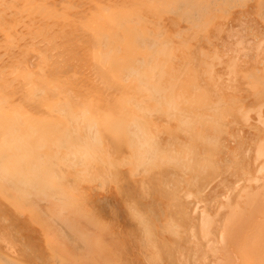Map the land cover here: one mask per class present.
<instances>
[{
  "label": "bare ground",
  "instance_id": "6f19581e",
  "mask_svg": "<svg viewBox=\"0 0 264 264\" xmlns=\"http://www.w3.org/2000/svg\"><path fill=\"white\" fill-rule=\"evenodd\" d=\"M216 1L217 0H213V1H211V0H0V264H27V263L23 262L22 259H20V261L19 260L16 261V258L14 257V256H16L15 249H14L16 242L19 243V245H18L19 247L16 246V248H19V252L21 251L23 256L26 254V252L29 253V249H28V246L26 243L27 242L26 237L28 236L27 235L28 227L29 228L31 227L30 228L31 230L29 229V231H31V236H33L32 234H34L35 231L38 232V229L36 230L37 227L33 229L34 230V232H33L32 226L34 227V226H36V224L32 225L31 224L32 220L29 221L27 219L28 211H29L27 203L30 205L32 204V206H31L32 209L31 208L30 209L32 210V213H33V210H35L36 214L37 213L40 214V212H39V209L36 208V209H38V212H37L35 207H37L38 203L40 205L43 203L42 204L43 206L38 205L43 209V210H41V214H43V215L40 214L42 220L40 217L39 218H40L41 222L46 221V223H44L45 224L44 226H46L48 224L47 228H49L48 230L50 231V234H51V240L54 238L52 243H56V240L57 241L59 240V242L57 243L58 245L56 247H58V246L66 247L67 246V248H68V246H69L68 251L70 252L71 256H72V254L75 255V253H77V255H78V253H79L77 258H78V261L80 264H82L81 262L84 261L83 258L85 259V258H87V256L89 257V255H91L90 257H92V258L95 256L96 260L98 259L97 258L98 254H96L97 252L95 253V251L97 250V249L95 250V245H96L95 243L96 242H94L93 239L95 237H97V235H99V234L93 233V232L98 229V232L100 233V230L102 229L103 225L100 227V223H99L97 228H96L97 223L95 224V229L91 230V232L94 234L93 235L94 237H93V236H91L92 234L89 231L91 228H89V230L87 231L88 234L83 232L84 230H82V227L85 229V231L87 228V227H84V226H87V222L85 221V218H84V215H85L84 211L85 210L82 207L81 208L83 210L84 215L79 213L80 206H78V209L76 208V211L78 212L77 213L78 217H75V212H74L75 210L73 211L71 209V207L73 208L72 204H70V207H67L66 206L67 202H66V205H65V203H63L64 206H62L60 204L61 201L59 203V198L56 199L57 194H59L58 190H57V192H55V193H57L56 195L53 194L54 192L51 193V191H49L50 192L49 194L51 195V198L53 197L54 200L58 201V206L60 208L58 206H57L58 208L56 207L57 204H55V201L53 203V200H52L53 198L51 199L52 202L50 200V197H48L49 198L48 199L46 196V199H45L44 196L47 194L49 187L47 188V191H45L46 189L44 188L45 195H44V193L42 195L44 200H46V203L42 200V198L40 199V195H39V200L41 202H38L37 200H35V198L38 199V197L33 196V193L31 192V185L32 186L34 185L36 187V185H38V184H34V183H37V179L42 178L43 176H46V178H47L48 176H50V174H54L55 168H56V170L59 169V172H58V170L56 172L57 175L60 174L61 176L62 175L64 176V174H65L63 181L66 178V172L69 171L68 168H73L75 170L74 172L77 174V177L79 176L78 173L80 174L79 168H85V167H87V164L93 163L95 165L96 162H98L100 164V161H101L103 164H105V166L107 165V167L110 166V168H111V166L115 163V161L117 162L118 160H120V158H122L121 156H119V159L117 160L118 155H119V154H117V152H119L120 149L122 150L124 144L127 143L126 145H128V147H130V149H131V153H132L131 156L132 157L136 156V158H137L136 161L145 167H148L151 164H153V167H154V164L156 163L157 158H159V161H157V164H155L156 167L153 168L154 170L149 169V170H151V171H149V174L148 173L146 174V172H145V176H144V174L143 175L141 174L142 176L139 174V176H135V177L136 178L138 177V179L140 177L141 180H143V178H144L143 182L146 186V181H147L148 176H149L150 180L148 179L147 186L149 185L148 189L150 188V186H152L153 189L150 188L151 191H150V189L149 190L145 189V191L148 190L147 191L148 194H150L149 192H154V193L156 192V195L158 197V201H159V198H160V200H164V197H166V199L164 201L169 200V204H167L168 208L165 207V204L167 203V201L165 203H163V201H162L161 204L163 203L162 208L164 206L165 207L164 210L166 212H169L168 209H170L169 207L171 206V204H173V202H172V200L170 201V198L168 199V197H170V196L167 197L166 194L164 195V193H166V191L167 192L169 191L168 188H170V185H168V188L165 191L166 188L163 186L165 184L164 180L169 179L171 177L174 178L175 176H178L179 175L178 172L180 171V169H182L183 167L185 168V165H187L186 168L190 167V170H192L195 173L194 174L195 176H194L193 173H190L189 171L186 170L187 172L190 173V175L192 174L191 178H192L193 182H194V179L196 181L198 179H200L201 181H203V183L200 181L199 185L203 186V184H205V183H207V185H208V181H205V180L207 178H209L208 176H211L210 174L217 173L220 169L223 170V166H225V167L230 166L231 167V165H233L236 160L239 161V159H240L239 158L240 156L239 155L237 156L236 154H240L243 151H246V149H249L246 147L242 148V146H243L242 141L240 144V142H239L240 140H239L238 142H239L240 146H239V144H238V146L241 147L242 149H245V150L242 151V149L240 150V149H238V147H236L237 149H236V151H234L235 155L237 156V158L235 157L236 160H234L235 158L232 159V157H229L230 159L227 160V157H226V160L224 161L225 158H223V160L221 162L220 158L217 156V155H219V153L218 154L215 153L217 151L219 152V150H220V149L217 150L218 146H221V145H219V144H221L220 141H222V142L224 141L223 138H225V137L221 138V135L224 133L226 134V132H227L226 129L228 127L225 128L226 126L224 127V125H228V124H224L223 122L228 121V118H229V115H228L226 121H223L227 115V111H225V110H229L227 108L228 106L223 101L224 97H225V96L223 97L224 94L222 95L221 93L217 92L216 89H219L218 86L214 88L211 85V84L214 85V83H215V84L219 85V87H221L220 86L221 84H219L220 81H218V79H217V76H219V75H217V73L215 75L213 72H211V71H213L214 68L218 67L219 61H220L219 57L217 55L215 56L214 52L213 53L211 52L212 48H213V50H214V48L216 50L217 49L216 47L219 48L218 43H216L217 40L216 41L212 40L213 37L215 36V32H213L214 36L210 33V31L212 29V28H210V26H214V25H212V23H213V21L215 22V18H214L215 14L214 15H212V14L219 9L218 8L219 4ZM228 1L231 2L232 0H228ZM243 1L247 2L245 0H243ZM262 1H261V3H262ZM259 2L257 4H259ZM221 4L223 5V3H221ZM263 4H264V2H263ZM222 5H221V7H222ZM234 6H235V4H234ZM257 7H259V6H257ZM236 8H235V10H236ZM233 9H232V12H233ZM262 9L263 8H261L260 11ZM225 10L226 9H224V11ZM241 10H243V9H241ZM257 10H259V8ZM229 11H230V9H229ZM255 11L256 10H254V12ZM226 13L222 14L219 11L217 14L226 16ZM234 13H231L232 16L234 15ZM257 13H259V11H257ZM236 14L237 13H235V15ZM218 15H216V16H218ZM227 15L229 17L231 16L230 13L229 14L227 13ZM255 15H253V16H255ZM224 16H222V18H226V17L228 18V16H226V17H224ZM241 16L242 15H240L238 17H241ZM260 16H262V15H260ZM250 17L251 16H249L248 18H250ZM258 17H256V18L258 19ZM245 18H247V16ZM260 18H262V17H260ZM232 19H234V18H232ZM240 19H242V18H240ZM250 19H252V17ZM257 19H255V20H257ZM258 21H260V20L258 19L257 22ZM219 22H221V21L219 20ZM219 22H215V23L218 24ZM224 22L226 23V22H228V20L226 21V19H225ZM229 22L232 24L233 21L232 22L229 21ZM243 22H244V20H243ZM215 23H213V24H215ZM227 27H228V25H227ZM232 27H234V25H232ZM248 27L246 26V31L249 30ZM262 27H264V26H262ZM219 28H221L220 25H219ZM250 28H254V26L253 27L251 26ZM221 30L222 29H220V32L222 33L223 30L222 31ZM261 30H263V29H261ZM251 31L249 30V32H251ZM252 33H253V37H254L255 31L254 32L252 31L251 34ZM260 33H262V32L260 31ZM218 35H222V34H218ZM224 35L225 34H223V36ZM247 35H250V33ZM247 35H246V37H249ZM263 35L264 34H262V36ZM219 38H220V36H219ZM251 39L254 41V39L252 37H251ZM221 41H222V39H221ZM255 41H259V36H258V39L255 38ZM240 43H242V42H240ZM250 44H252V43L250 42ZM244 45H243V47H244ZM234 46H235V44H234ZM204 47H205V49H206V47H211L210 48L211 50L210 49L209 50L212 53V54L210 53L211 56H213V57H209L208 62L211 58L215 59V57H217L219 59V61L217 59L218 63L213 64L214 59L209 62L210 64L205 63V62L204 63L201 62L202 58L204 59L206 56H204V57L201 56L199 49H201V48L204 49ZM260 47H261V45H260ZM257 50H259V49H257ZM256 51L253 50V52H256ZM210 54L208 52V56H210ZM216 54H219V53H216ZM254 54L256 55V53H254ZM260 54H261V52H260ZM203 55H204V53H203ZM225 57H224V59H225ZM228 57H229V55L227 56V61L229 59ZM221 58H223V57H221ZM241 58H242V56H241ZM215 61H216V59H215ZM206 62H207V60H206ZM221 62L222 61H220V65H221ZM231 62H232V60H231ZM202 63L206 64L205 67L210 65V67H208V68L206 67L208 70L204 68ZM232 63H234V62H232ZM258 63H256V64H258ZM211 65L212 66L215 65V67L212 69ZM223 65H226V63L225 64L222 63V66ZM232 65H235V64H232ZM229 66H230V64H229ZM227 67L228 66L226 65V68ZM232 67H234V66H232ZM232 67H230V68H232ZM247 67H249V66H247ZM252 67H253V65H252ZM209 68H211L212 70ZM230 68H228L229 70L226 69V71L230 72V71L234 70V69L230 70ZM254 68H250V70H248V72L251 71V73L253 72L252 74L257 76L259 74V72H258V74L254 73V71H253ZM219 69H220V67H219ZM259 69H257V70H259ZM262 69H263V67H262ZM243 70H244V68H243ZM208 71L213 73L214 77L212 74H211L212 77H209L210 73H208ZM235 71L237 72V70H235ZM263 71L264 70H262V72ZM214 72H216V71H214ZM248 72L246 71L245 78H246V76H248L247 75ZM224 73H226V72H224ZM218 74H219V72H218ZM226 74H229V73H226ZM239 74H237V75L239 76ZM262 74L260 73V76L262 75L264 77V73H262ZM240 75H242V74H240ZM254 75H251V76L254 77ZM258 77H259V75H258ZM258 77H255L256 78L255 81L260 80ZM224 78H228V77H224ZM207 79L209 80V82ZM219 79H222V77ZM248 79L247 80L245 79L247 81L246 83L248 84V81H249V83L251 85V83L254 82L253 81L254 79L253 78H252V80H248ZM210 81H212L214 83L210 84ZM222 81H221V83H222ZM235 82H237V81H235ZM256 83L254 82L253 85H255ZM243 84L244 83H242V85ZM241 86H240V90L243 89V88H241ZM244 86H246V84ZM258 86H259V82H258ZM258 86H256V88ZM226 88H228V86ZM234 88H236V87H234ZM229 89H231V88H229ZM251 89L255 90V88H251ZM220 90H223V89L221 88ZM238 90H239V88H238ZM257 90H259V89H257ZM257 90H255V92ZM245 91H247V90H244L243 94L245 93ZM223 92H224V90H223ZM253 92H251V93L254 95ZM236 93H239V92L236 91L235 95H236ZM240 93H241V91H240ZM259 94H261V92ZM259 94H257V95H259ZM249 95H250V93H249ZM261 95L264 96V94H261ZM237 96H240V94H237ZM236 97L234 96V98H236ZM237 98L235 99V101L237 100L236 104H239V102L241 103L244 101V100L239 101V99H237ZM242 98H243V96H242ZM254 98H255V96L254 97H252V96L247 97L248 101L250 99L253 100ZM256 99L257 98L254 99L255 103L257 101L258 102L261 101V99H259L260 101L258 99L257 100ZM240 100H242V99H240ZM221 102L223 103V105ZM248 103H247L248 105H251V102H248ZM224 104L227 106L226 108H225ZM247 104H246V107L248 106ZM254 104H252V105H254ZM260 104H259V106L255 104L256 106H254V107L257 109L262 108L263 105H260ZM244 110H245V107H244ZM260 111H261V109L258 112H260ZM229 112H231V111L229 110ZM249 112H252V114H253V112H255V110L254 109H248V114H249ZM262 112H263V110H262ZM245 113H247V109H246ZM233 114L234 113H231V116H234L231 120H233V119L235 120V115L237 116L236 113H235V115H233ZM260 114H261V112H260ZM257 115L258 114L256 111L255 118H257L256 117ZM246 116L248 117V115H246ZM253 116H254V114H253ZM242 117H245V116L243 115ZM252 118H254V117H252ZM262 118H264V117H262V115H260V116H258V118L256 120L259 119V122H260V120ZM236 120H238V119H236ZM247 120H251V119L248 117ZM259 122H258V125L260 124L259 125L260 127L258 128V126H256V129L260 130L262 127L263 133H264V125L261 126L262 122H260V123ZM239 123L242 124L240 121H239ZM253 123L255 124L254 121H253ZM244 125H245V129H247L249 127L248 126L246 128V125H247L246 123ZM163 126H167L166 128L168 129V133L166 132L162 136V133H163L162 130L165 131V128H163ZM229 126H230V124H229ZM241 126H243V125H241ZM241 126H240V129H241ZM237 128H238V126H237ZM55 129H56V131L54 133L53 131ZM249 130L250 129L248 128V131ZM228 131H229V129H228ZM235 131L237 134V131H239V130L236 129V130H234V132ZM249 132H251V131H249ZM254 132L253 131L251 132V134L253 133L254 140H250L251 138L247 139V140H249L248 145L250 143L252 146L251 150H253V146L255 145V144L252 145L251 142L255 143V140L257 139L256 140L257 147L259 146V144L264 142V141L260 140L259 144H258L257 143L258 138H256V136L254 135ZM52 133H54V136H55V138H54L55 142L51 143L54 150H52V153L50 151H48L49 149L47 151L50 154H52V156H51L52 160H49V161H53V162L48 164L46 160L45 161L43 160V157L45 154L43 153L44 154L43 155L41 153L42 155L33 156L34 162L31 166H29L30 154L31 153L33 154V150L35 151L37 146H38V148H40L39 146L45 145L51 139L50 138L48 140L46 138L48 136L49 137L53 136ZM122 133H125V134H123L124 136L122 135ZM261 133L262 132L257 131V133H255V134L260 135ZM248 134H250V133H248ZM251 134L249 135V137L251 136ZM225 136H229V133L227 132V134ZM253 136H252V139H253ZM121 137H123L122 139H124V140H122ZM239 137H238V139H239ZM261 137H263V139H264L263 134ZM228 138H225V139H228ZM233 138L234 137L232 136V140H233ZM245 138L246 137H244L243 140H245ZM119 139H121V140H119ZM259 139H260V136H259ZM118 141H119V145H117ZM124 141H125V143H124ZM162 142H164V143H162ZM243 142H245V141H243ZM161 143H162V145H161ZM233 143L234 142H232V144ZM235 143L237 144V140ZM225 145L228 146L227 143ZM248 145H247V147H248ZM262 145L264 146V143H262L260 147H263ZM71 146H73L74 149H72ZM119 146H121V147H119ZM34 147H36V148H34ZM105 147H106V150L104 149ZM110 147L115 149L114 151H116L115 153L117 154L116 159L112 158L113 155H112ZM128 147L125 148V146H124L123 149H128ZM224 147H223V149H224ZM68 148H70V149H68ZM101 148L104 149V151L102 150L103 153L100 152ZM41 149L43 151L45 150L42 147H41ZM223 149H221L220 151H223ZM228 149L229 148H227V150ZM256 149L258 150V148H256ZM239 150L241 152L237 153ZM251 150H249V151H251ZM124 151H126V150H124ZM127 151H126V153H128ZM263 152H264V149H263ZM126 153L122 156H126ZM225 153H227V152H225ZM232 153L233 152H231V154ZM243 153L245 154V152H243ZM258 153H259V151H258ZM116 154H114V155H116ZM231 154L229 152V155H231ZM249 154H252V153L250 152ZM260 154H261V156L263 155L262 157H264L263 153H260ZM224 155H223V157H225ZM242 156H244V155H242ZM252 156H253V154H252ZM252 156H251V158H252ZM78 157H80L81 162H77ZM253 157H255V156H253ZM257 157L262 158L259 156H257ZM130 158L131 157H129V159ZM112 159H115V160H113L114 163L112 162ZM242 160L245 161V158ZM238 161H236V162H238ZM247 161H248V159H247ZM247 161H246V163H247ZM261 161H263V160L261 159ZM232 162H233V164H231ZM240 162L241 161H239V164H240ZM242 162H241V164H242ZM258 162H259V160H258ZM79 163H81V166H78ZM222 163H224V164L222 165ZM254 163H255V161H254ZM132 164H133V162H132ZM236 164H235V166H236ZM101 165L99 166L100 168L102 167ZM65 166H67L68 168ZM250 166H252L251 162H250ZM63 167H65V170L67 169V171L65 173H64L65 170L63 169ZM94 167H93V169H94ZM126 167H124V169ZM243 167L244 166H242L240 168H243ZM52 168H54V169H52ZM254 168L255 167L253 166V168H251V169H253V171L255 172ZM31 169H33L35 171L32 173ZM119 169L120 168H118V171H119ZM121 169H123V167ZM124 169H123V172L126 173V171H124ZM129 169L127 168V170H128L127 174H129L128 172H131V169H130V171H129ZM132 169H133V167H132ZM244 169H246V167H244ZM52 170H54V172ZM99 170H102V169H99ZM203 170H204V174L207 170L206 174H208V176H206V175L202 176L203 173H201L200 176L198 175L200 172H203ZM118 171H116V172H118ZM133 171H134V169H133ZM140 171H141V168L138 172H140ZM181 171H183L184 174L187 173V172H184V170H181ZM240 171L242 172L243 170L241 169ZM246 171H244L245 174H246ZM250 171H252V170H250ZM70 172H71V170H70ZM70 172H68V173H70ZM97 172H99V171H97ZM248 172H249V170H248ZM254 172H253V174H254ZM118 173L121 174L120 172H118ZM142 173H144V172H142ZM189 173L187 174V176L189 175ZM135 174L137 175V173H135ZM157 174H158V178H157ZM184 174H180V176L183 177ZM57 175L54 178H58L59 175H58V177H57ZM130 175L131 174H129L128 176L132 177V179H133L134 176H130ZM242 175H243V172H242ZM68 176H67V179L70 178V175H68ZM71 176H72V174H71ZM106 176H107V174H106ZM117 176H118V174H117ZM245 176H247V175H245ZM89 177H90V174H89ZM110 177H112V176L110 175ZM122 177L123 176H121V175L119 176L120 179ZM126 177H127V175H126ZM159 177L162 178V179H160L161 180L160 182H162L164 184L158 182ZM185 177H183L184 179H182L181 177L180 178L182 180H184V183H186L187 181L189 182L188 178H185ZM247 177H252L251 173ZM79 178H78L79 185H80V187H82V185H84V183L82 184L81 183L82 181L80 182ZM100 178H101V175L96 176L97 181H100ZM123 178H125V177H123ZM72 179H74V178L72 177ZM80 179H82V176ZM115 179H118V178H115ZM132 179H131V183H127L126 187H128V185H130V184H132V186H133V183H132L133 180ZM138 179H135V180L138 181ZM177 179H179V176L176 177V180ZM111 180L113 181V179H111ZM141 180L138 182L140 183ZM152 180H154V182H156V183L153 182V184H151ZM171 180H172L171 182H172L173 186H175L174 182L178 183V181H175V179H171ZM185 180H186V182H185ZM243 180L244 179H242V181ZM69 181H70V179H69ZM78 181H77V183H78ZM196 181H195V183H196ZM107 182L109 183V181H106V186H107ZM116 182L118 183L119 181H116ZM166 182H167V180H166ZM182 182H181V184H182ZM112 183L113 182H111V184ZM192 183L190 184L191 187H192ZM197 183H198V181H197ZM72 184H73V182H72ZM154 184H156V188H154L155 187ZM166 184H168V183H166ZM181 184H180V189L182 188ZM75 185H76V183H75ZM79 185H77L78 191H77L76 187L74 188V189H76L75 192L77 191V194H78L79 190H80V192L82 191L81 189H79ZM140 185H141V183H140ZM241 185H242V183H241ZM241 185H240V187H241ZM68 186L72 187L71 183ZM158 186H159V188H158ZM252 186H253V184H252ZM89 187H90V184H89L88 188L86 187L87 190L85 189L86 194L88 193V191L90 189H92ZM97 187H98V185L96 184V186L94 188L95 191H96ZM110 187L113 188L112 193L117 192V191H113L114 190L113 184L111 186L109 185V189L107 191H109L111 189ZM117 187L119 188L120 185ZM123 187L124 186L122 184L121 189H119L121 192H123L122 191ZM126 187H125V189H126ZM133 187H136V185H134ZM188 187L189 186L187 185V188ZM106 188L107 187L104 186L103 190H105V192H106ZM157 188L159 190H157ZM237 188H239V187L237 186ZM82 189H83V187H82ZM127 189H131V187L127 188ZM175 189L176 188H174V190ZM202 189H203V187H202ZM202 189L197 190V191H199L198 194L200 196H202V194H201L203 192ZM92 190L90 193H91L93 199H94V196H96V197L98 196V198H99L100 196L94 195L93 193H95V191H92ZM135 190H136V194L138 196L139 195L141 196L142 193L140 191V187H138L137 189L134 188V191ZM137 190L140 191V193H137ZM171 190L173 192L172 194L175 197L174 193L177 191L174 192L173 187H172L169 191V194L171 196H173L171 194ZM195 190H196V188L193 187V193ZM259 190H260V186H259ZM259 190H258V192H259ZM128 191H131L130 194H129V192H127V190L125 192H127L130 196H131V194H134L133 190H128ZM200 191H201V193H200ZM232 191H233V189H232ZM34 192H35L34 194H36V189H34ZM80 192H79V194H80ZM97 192H98V190H97ZM109 192H108L107 196H105L106 198L108 197ZM121 192H117V194H115L116 196L113 195L114 193L112 194L110 192L109 196H111V194H112V197L115 198V197H117V195L119 196ZM237 192H238V190H237ZM99 193L101 195H105L104 192H102V191H99ZM123 193H121V195H123ZM159 193H161V194L159 195ZM193 193H192V200H193V196L198 198L195 195V193H194V195H193ZM234 193L236 194V192H234ZM37 194H38V192H37ZM60 194H62V193H60ZM136 194H135V198H134V195H132L131 199L135 203L136 207L140 206L142 208V209L141 208L135 209V210L140 209L139 210L140 218H141V215L143 216V214H142L144 211L143 207H145L144 209H146V211H147V208H148V210L151 209L149 211L150 214L152 211H154L153 210V208H154L156 210L155 213H152V214H154V216H156V212H158L157 209L159 210L158 215L160 214L159 206L161 204L158 203L157 200L155 202V199H157L155 194H153L154 195L153 199L147 198V201L148 200L152 201V204H151V202L150 203L148 202L149 203L148 206H150V208L147 206V204H145V206H144V204L142 205L140 203L142 200V196L137 197ZM205 194H206V192H205ZM235 194L233 195V197H234L233 200H235ZM53 195H55V197ZM121 195H120V198H123L122 201L124 202L125 197L124 196L121 197ZM161 195H163L162 196L163 199L161 198ZM167 195H168V193H167ZM184 195H185V193H184ZM30 196L34 197V198L31 197V200L33 199L32 203H30L31 200H29ZM125 196H127V195H125ZM150 196H151V194H150ZM65 197L68 198V195L67 196L65 195ZM103 197L102 198L100 197V198L103 199ZM174 197L173 198L171 197V198L174 199ZM69 198H70V196H69ZM71 198H73V196ZM87 198H89V197H87ZM98 198H97V200H98ZM128 198H130V197H127V199H125V200L128 201ZM133 198H134V200H133ZM137 198H140L141 200L139 201ZM144 198H145V196H144ZM144 198H143V200H144V202H146ZM180 198L184 199V197H182V196H180ZM196 198L194 199V201H191L193 208H194L193 203H195ZM202 198H203V196H202ZM207 198H208V201L212 200L211 198L209 199V197H207ZM212 198H213V196H212ZM73 199L76 200V198H73ZM93 199L90 196L88 201L93 200ZM206 199H203V200L207 201ZM227 199H229V198H227ZM252 199L253 198H251L250 200L248 199L249 202H252ZM47 200L50 204V207H49V204H47ZM115 200H116V198H115ZM185 200L186 199H184V202H185ZM189 200H190V196H189ZM82 201H84V200H82ZM99 201L100 200L96 201V198H95L94 203L99 204L98 203ZM176 201H177V199H176ZM179 201H180V199L177 202L178 205H180ZM201 201H202V199H201ZM204 201H202V202H204ZM216 201H217V197H216ZM263 201L264 200L262 199V202ZM34 202L36 204L35 207L33 206ZM85 202L87 203V200L84 201V203ZM90 202L92 203V201H90ZM123 202H121V203H123ZM136 202H138V203H136ZM94 203H92L93 207H94ZM157 203L159 204V206L157 205ZM175 203L176 202H174V204ZM232 203H233L232 200H231L230 204L228 201V204L231 206H232ZM44 204H46V205H44ZM92 204L89 203L90 206H92ZM103 204H104V202H103ZM123 204H125V202ZM123 204L121 206L122 208H124L126 206V204L125 205H123ZM155 204L157 206V209L155 208ZM174 204H173V206H171L172 211L174 213H178V215L180 217L178 209L176 210V207H175L176 205H174ZM182 204H183V202H182ZM185 204L188 205V202H186ZM80 205H82V204H80ZM204 205H205V203H204ZM248 205H249V203H248ZM102 206H100L101 208L98 206V208L101 210V213L97 212V213H99L100 218L103 217L102 215L105 212L104 211L102 213V208L104 207V206L103 207ZM132 206H131V208H132ZM146 206H147V208H146ZM180 206H179V208H180ZM212 206H213V204H212ZM235 206H239V203L235 204ZM47 207H49L48 210H47ZM52 207H53V209H52ZM63 207H65V208L67 207L65 209L66 211H67V209H69L67 211V213L64 209L62 210ZM96 207H95V209L94 208H92V209L97 211ZM174 207H175V210L177 212H175L173 210ZM190 207H191V205H190ZM109 208L113 209V210L110 209V211H114V207L113 208L109 207ZM183 208H186V207H183ZM187 208H188V206H187ZM214 208H215V206H214ZM210 209L212 210L211 207H210ZM221 209H223V208H221ZM107 210H109V209L107 208ZM120 210H118V211H120ZM141 210H142V213H141ZM164 210H162V212H161V214L163 213L162 217L160 214L161 218H163V215L166 216V213L164 212ZM184 210H183V212H184ZM42 211H44V212H42ZM54 211H56L55 213H53L54 215L57 214V212L58 213L60 212V214H61V211H62V213L64 211V213L67 215V216L65 215L66 220H65V218L63 219L61 217V215H58V214L57 215L60 216L61 219H63V221L65 220L64 221L65 225H69L70 227H72V226L75 227V229L72 227L74 229V231L77 230L76 228H78V225H77V219L78 218H79L78 223L80 221L79 225L81 224V222L84 223V226L82 224H81L82 226L80 225L81 231H80V228H78L79 233H76V231L74 232L77 235L75 236L73 234L74 240L72 242L70 240V242L72 244L70 242H68L69 245H66L67 243L65 244L66 246L62 245L63 240L65 242L68 241L69 234H70V232H68V230L70 228L69 226H68L69 228H67L66 226H64L63 221H61V223L59 222L60 227H62V231H61L60 228H57V227H59V224L57 223L59 219L56 221L53 218L55 223L57 224L56 225L57 227L55 226L54 222L52 224H51V222H49V221H52L53 219L48 218L49 217L48 214H50V213L52 214V212H54ZM110 211H108V213ZM122 211H123V209H122ZM126 211L128 212L127 208H126ZM170 211H171V209H170ZM179 211H180V209H179ZM214 211H215V209H214ZM69 212L71 214V215L69 214L70 217L68 216ZM72 212H73V214H72ZM91 212H92V210H91ZM123 212L126 213L125 211H123ZM183 212H181V213H183ZM187 212H188V210H187ZM206 212H207V210H206ZM208 212H210V211H208ZM263 212L260 214H263ZM45 213L48 217L46 215L44 216ZM97 213H96V215H97ZM108 213H107V211L105 212V214L110 215ZM113 213H114V216H113ZM115 213H117V212H111L112 218H110V221L112 219L111 223L114 221L113 224H116L115 223L116 220L114 218L119 219V217H121V216L123 217V215H121V213H120V216L118 214L119 217H115ZM190 213H189V216H190ZM53 214L51 216H53ZM170 214H171V212L168 214L171 217ZM184 214L187 215V217H188V214L183 213L181 215L183 218H184ZM194 214H195V212H194ZM99 215H98V217H99ZM111 215H110V217H111ZM33 216H34V213H33ZM58 216L55 215L54 217H58ZM62 216H64V215L62 214ZM146 216H147V219H149L148 211L144 215V218ZM150 216L154 217L153 215H150ZM194 216H196V214ZM252 216H253V213H252ZM36 217L38 218V215ZM68 217H69V219H68ZM108 217H107V220L109 219ZM122 217H121V219L123 220L124 217L123 218ZM125 217H126V215H125ZM166 217L168 218V216H166ZM166 217H164L163 222L161 221L162 220L161 218L159 221V216H156V218H154V219H157L158 222H160V224L157 223L156 228L153 227L155 229L152 228V226L154 225V222L152 221L153 224L151 223V220H154V219L152 218V219H149L150 221L148 220V223L152 224V226L149 225L148 229L150 230V228H151V231L153 230L154 237H155V233H156L154 231L156 229L161 230L162 226L165 224V221L169 222V220L166 219ZM174 217H176V220H177V216H175V214L172 215V218H173L172 220L174 221ZM198 217H199V215H197V217L193 218L195 222L196 221L199 222ZM259 217H261V215ZM28 218H29V216H28ZM30 218H32V215ZM39 218H38V220H39ZM94 218H96V217H94ZM104 218L106 219V217H103V219ZM190 218L191 217H189V219ZM74 219L76 220V223H75ZM134 219H135V217H134ZM193 219L191 218L192 222H193ZM253 219H254V217H253ZM27 220L29 221L30 225H29V223H27ZM107 220L106 221L104 220V221L107 222V226L109 223V225L111 227L109 220L108 221ZM235 220H236V218H235ZM255 220H257V219L255 218ZM255 220H254V224H255ZM259 220H261V218ZM90 221L88 222L89 226L92 225V222L94 220L91 221V223H90ZM125 221H126L127 227H128V225L130 227H132L134 225V227H132V228L129 227V229L132 231V233L133 232L137 233L136 231H138V230H137V228H135V226H136L135 223L134 222H133V224L131 223L133 221V219H132V221L130 220L131 225H130V223L127 224L126 219H125ZM178 221L179 222H175V223L180 224V219ZM182 221H184V220L182 219ZM62 222H63V224H62ZM67 222L71 223V225L69 223L67 224ZM72 222H74L75 225ZM120 222L118 220L116 228H118ZM207 222L208 221L206 220V223ZM155 223H156V221H155ZM173 223L170 222V224L175 225V223L174 224ZM245 223H246V220H245ZM161 224H163V225H161ZM166 224H168V223H166ZM190 224L191 223L187 224L188 226H186V228L190 227ZM257 224H258V226H257ZM257 224H255L257 226V229L256 228L255 229L257 231H259V229H260L259 226H261V224H259V223H257ZM62 225L65 227L64 229H66L68 237H67V234L65 235L66 232L63 230ZM159 225H160V228H159ZM182 225H183V222H182ZM193 225L198 226L197 222ZM247 225H248V221L246 223V226ZM123 226H125V224H123ZM123 226H120V229L121 228L124 229V233H123V230H122V233L124 235L125 241L127 242V240H130V239L128 236V239L126 240L127 237L125 236L126 235L125 229H127V227L123 228ZM53 227H55V229H53ZM99 227H100V230H99ZM165 227L168 229L167 225ZM165 227L163 226L164 230H165ZM176 227H179V226L176 225ZM263 227L264 226H262V228ZM72 228H70L71 235H72ZM116 228H114V231ZM133 228H135V230ZM182 228H184V226L183 227L180 226V229H182ZM262 228L260 229V231L263 230ZM58 229H59V232L57 231ZM110 229H113V225ZM129 229H127V232H130ZM173 229H175V228H173ZM195 229H197V227H195ZM45 230H46L45 233L48 232V230L46 228H45ZM160 230H158L160 233V234H158L160 240L157 244L156 239L158 238V235L156 233L155 243H156V246L157 245L159 246L161 244L160 248L162 247L165 250L164 253H166V249H168V245H166V243H165L166 246L163 247L164 242L161 241L162 240L161 237L163 235H162ZM178 230H179V228H178ZM201 230L203 231V227L201 228ZM39 231H40V229H39ZM104 231H105V229L102 230V232H104ZM114 231H112V233ZM165 231H163V233H164V238L167 237L166 241L172 240V238H170V236H172L171 233H173V232H171V230L170 231L168 230L167 231V232H169V234H168L167 232L165 233ZM185 231H187V230H184V232ZM202 231H200V232L198 231V233L201 234ZM212 231L213 230H211L210 233H212ZM217 231H218V229H217ZM233 231L235 233H237L236 225H235ZM260 231H259V233H260ZM56 232H57V236L59 235L60 237L57 238L56 236H54V235H56ZM106 232H107V230H106ZM179 232L181 233L180 230H179ZM182 232H183V230H182ZM194 232H196V231L194 230ZM248 232H249V230H248ZM252 232H253V230H252ZM52 233H54V235ZM61 233H63V235H61ZM118 233H120V232H118ZM214 233H215V231H214ZM253 233L255 235V231ZM253 233H251L252 234L251 242L254 239ZM50 234H48V235H50ZM78 234H80L79 239H80V236H82V235H84V236H82L81 239H84L85 235H89L91 240H88V239H90L89 237H86V239L89 241V244H92L90 246H94V248L93 247L90 248L89 244L86 245V243L84 246L83 245L84 243L83 242H82L83 244L81 243V241H82L81 239L79 240V242L81 243L82 246L80 245L79 242L76 243V241L78 240V237H77ZM107 234H109V231L105 235L102 234L101 237H102V239L105 237L104 241L106 240L107 243H111V241H113L114 239L113 240L110 239L111 235L108 237ZM129 234L131 235V233H129ZM165 234L166 235L168 234L169 236H166ZM182 234L185 235V239L184 238L183 239L185 240V243L187 244L188 249H189V245H191V244L188 245V243H187V237H189V234H188V232L179 234L177 231L176 235L179 237L180 236L182 237ZM248 234L250 235V233H248ZM36 235H38V233H36ZM36 235H35V237H36ZM39 235H42V233L41 234L39 233ZM48 235H47V237H48ZM106 235H107V237H106ZM134 235H136V234H134ZM184 235H183V237H184ZM201 235L203 236V233ZM63 236H65V238ZM119 236H121V235H119ZM136 236H134V237H136ZM202 236H201V238H202ZM215 236H216V234H215ZM233 236L236 237L235 234H233ZM38 237H41V236H38ZM38 237L36 239H39ZM76 237H77V240L75 239ZM154 237L153 238L151 237L152 242H153ZM258 237H259V238H257L258 240H256V238H255L256 244L254 243L256 248L253 247L256 249V250L254 249L256 252L258 251L257 244H259L256 241H258V242L260 241L262 243V240H260L261 239L260 234ZM29 238H30V236L28 237V239ZM71 238H69V239H71ZM107 238H109L110 240H108ZM112 238H114L113 235H112ZM173 238H175V236ZM201 238L199 237L200 240H201ZM206 238L209 239L208 236ZM30 239H32V238H30ZM43 239H45L44 236H43ZM136 239H139V237L137 236ZM87 240H86V242H87ZM119 240H118V242H119ZM133 240H134V238H133ZM133 240H130V242H132V244L134 245ZM188 240H190V239L188 238ZM45 241L46 240H44V242ZM91 241H93L94 243H91ZM95 241H96V239H95ZM138 241H140V239ZM173 241H171V242H173ZM176 241H175V243H176ZM229 241L232 245H234V243H232L231 239H229ZM40 242H42V237H41ZM73 242H75L76 245L75 244L74 245L77 249H79V251H76L77 249L76 250L74 249V246H72ZM114 242L115 241H113V243ZM171 242L169 244H171ZM189 242H192V241L190 240ZM221 242H222V240H221ZM224 242H225V240H224ZM247 242H248V240H247ZM29 243H30V241H29ZM119 243L123 244L122 241ZM146 243H147V240H146ZM175 243H173V245H171V247H173V246L176 247V245H174ZM35 244H37V242H35ZM40 244H42V243H40ZM132 244H130V245L132 246ZM183 244H184V241H183ZM201 244H200V248H201L200 250H202V246H203ZM251 244L252 243L249 242L247 245H250L251 250H252ZM44 245H47V242ZM44 245L42 244L41 246L45 248V251L43 250L42 247H40V248H42V250H43L42 252L47 253L46 249H49V247L47 245L48 248H46ZM77 245H79V247H81V250L79 247H77ZM99 245H100V247H99V249H100L101 243ZM127 245H129V244H127ZM127 245L125 246L126 249H128ZM130 245H129V249H130ZM179 245H181V243ZM193 245H194V242H193ZM262 245H263V243H262ZM70 246H72L71 249H70ZM111 246H112V243H111ZM140 246H141V244H140ZM156 246L154 247L155 249L157 248ZM36 247H37V245H36ZM86 247H87V250L84 251V248L86 249ZM135 247L137 248L138 245H135ZM178 247H180V246H178ZM181 247L183 248V245ZM244 247L245 246L242 247V250L244 249ZM263 247H264V245H263ZM67 248L66 249L64 248V249L66 250L65 252L68 253ZM92 248L94 249L93 253L95 255L92 253V250H91ZM160 248L158 247L157 249H160ZM182 248L181 249L176 248V251L174 250L175 248L174 249L171 248V250H174L175 254H176L177 250H183ZM259 248H260V245H259ZM124 249L125 248L123 247V250ZM232 249H233V247H232ZM245 249L246 250H244L243 252L241 250L242 256H241V253L238 254V252H237L238 257L236 256V253L234 254V259H233L232 264H240V260L242 259L241 261H243L244 258H245V261L243 263H245V264H249V263L251 264L253 262H254V264L256 263V260H258V258L257 259L254 258V261L252 262V260H253L252 255L251 256L249 255L250 258L252 257V259H250L251 262L248 261L249 258H248L247 254H249V253L248 252H247V254L245 253V251L248 250V247H245ZM24 250H25V253H24ZM73 250H75L76 252H74ZM88 250L91 251V253H89ZM131 250H132V248H131ZM168 250H167V252H168ZM261 250L263 251V252H261L263 254L262 255V259H263L264 250H263V248H261ZM261 250H259L258 253ZM87 251H88V253H87ZM114 251H116V250H114ZM148 251L149 250H147V252ZM152 251L154 252L155 250H152ZM220 251H221V248H220L219 252ZM49 252H50V250H49ZM83 252H84V254H83ZM144 252H145V249H143L142 254ZM157 252H158V250H157ZM161 252L163 254V251L159 250V254L157 253V255L159 256L160 259H162V257H163L166 260L167 257H164V255L162 257H160ZM191 252L193 253V251H191ZM28 253H27V255H28ZM81 253H82V255L80 257ZM129 253H131V252H129ZM138 253L139 252L137 251L136 254H138ZM184 253H185V249L181 253V255H182L181 258L186 256V253L185 254ZM217 253H218V251H217ZM261 253L259 255H261ZM22 254H21V257H22ZM50 254L47 253L46 257H45V254H43V256L46 259H48V258L54 259L53 256L52 257L50 256ZM54 254H55V252H54ZM92 254L94 256H92ZM123 254H125V253H123ZM188 254L190 256V249H189ZM188 254H187V256H188ZM250 254H253V253H250ZM34 255H37V253ZM39 255L42 256V254H40V251H39ZM99 255H100V252H99ZM126 255L127 254H125V256ZM152 255L153 254H151V256ZM171 255H172V253H171ZM171 255L168 254L169 259L167 258V260H166L167 263H164V264H169V263L171 264V262L173 264L174 259L171 261V259L169 257ZM209 255H207V257ZM245 255H247V258ZM255 255H258V254H255V252H254V256ZM133 256H134V259L132 258V260L136 261L138 258L135 259L136 255H134V254H133ZM154 256H152V259L154 258ZM38 257L39 256H37V259H38ZM137 257H139V256H137ZM191 257H193V254ZM257 257H259V259H260V256H257ZM27 258H29V257L28 256L26 257V260L28 261ZM75 258H76V256L74 257V259ZM100 258H103L102 254H101ZM104 258L107 259V256L106 257L104 256ZM173 258H174V255H173ZM176 258H178V256L175 257L176 263L174 262V264H177ZM18 259H19V257H18ZM39 259H40V257H39ZM125 259H126V257H125ZM55 260L57 261V259H55ZM69 260H70V258H69ZM71 260H73V258ZM80 260H81V262H80ZM90 260H91V258H90ZM90 260H89V262H87V261L86 262L88 264L89 263L92 264V261H90ZM148 260H149V255H148ZM168 260L171 262L168 263ZM189 260L191 261L190 264H192L193 259L189 258ZM246 260L248 262H246ZM48 261L46 260L45 262H48ZM56 261L53 262V260H52L51 263L53 262L55 264ZM128 261H129V258H128ZM162 261L164 262L163 259L161 260V262ZM179 261H180V259L178 260V262ZM207 261L208 260H206V263H207ZM38 262H39V260L37 261V263ZM45 262L43 264H46ZM100 262L101 261L99 260V264H100ZM108 262H109V264H111L109 260H108ZM116 262H117V260H116ZM149 262H151V261H149ZM163 262L161 264H163ZM186 262H188V261L186 260ZM189 262H188V264H189ZM259 262H261V264H262L263 261L259 260ZM259 262H258V264H259ZM39 263L42 264L41 261ZM69 263H70V261H69ZM87 263H84V264H87ZM93 263L95 264V262H93ZM133 263H131V264H133ZM155 263H157V262L155 261ZM201 263H202V261H201ZM57 264H59L58 261H57ZM75 264H77V261ZM150 264H152V263H150Z\"/></svg>",
  "mask_w": 264,
  "mask_h": 264
},
{
  "label": "rangeland",
  "instance_id": "374dc122",
  "mask_svg": "<svg viewBox=\"0 0 264 264\" xmlns=\"http://www.w3.org/2000/svg\"><path fill=\"white\" fill-rule=\"evenodd\" d=\"M211 1H213V0H211ZM223 0H217L216 2L219 4L218 5V10L222 13V14H225L226 12L229 14L230 13V15L232 16V14L231 13H237L236 15H235V13H234V17L232 16H228L227 15V13H226V16H228V18L226 17V16H224V15H218L217 13L219 12L218 10L216 11V12H214L212 15H214L215 17V22H219V20L223 23H221V22H219L218 24L217 23H215L214 21H213V23H215V24H213L212 23V25H214V26H210V28H212L211 29V31H210V33L214 36V33L213 32H215V36L213 37V39L212 40H217L216 41V43H218V45H219V48L218 47H216L217 49L215 50V48H214V50H213V48H212V53L214 52L215 54V56L217 55L218 57H219V59H220V61H222L221 62V65H220V61H219V59L217 58V57H215V59H216V61H217V59H218V61H219V65H218V67H216V68H214L215 67V65L214 66H212L211 65V67H212V69H213V71H211V72H213L215 75H216V73H217V75H219V76H217V79H218V81H220L219 82V84H221L220 86L221 87H219V85H217V84H215L214 82H212V81H210V84L211 83H214V85L213 84H211L214 88L215 87H217L218 86V88L219 89H216L217 90V92L218 93H221L222 95H223V97H224V103L228 106H226L225 104H224V106H225V108L227 107L231 112H229V110H225V111H227V115H226V118L223 120V121H226V119H227V117H228V115H229V118H228V121H226V122H223L224 124H228V125H224V127L225 128H227L226 130H227V132L229 133V136H225L226 134H227V132H226V134L224 135V134H222L221 135V138H223V137H225V138H228V139H225V138H223V142L222 141H220L221 142V144H219V145H221V146H218V148H217V150L218 149H223V147H224V149H223V151H220L219 150V152L217 151V152H215V153H219V155H217L219 158H220V160H221V162H222V160H223V158H225L224 159V161L226 160V157H227V160H229L230 158L229 157H232V159L233 158H237V156L239 155L240 157V159H239V161H243L242 162V164H241V162H240V164H239V161L238 160H236V158L234 159V160H236V161H238V162H234V164H233V162L231 163V164H233V165H231V167L229 166V167H225V166H223V170L222 169H220L217 173H214V174H210L211 176H208V174H206L207 173V170H206V172H205V174H204V170H203V172H200L198 175L200 176L201 175V173H203L202 174V176H208L209 178H207L205 181H208V185H207V183H205V184H203V186L202 185H199V182L201 181L200 179H198L197 181H198V183H197V181L194 179V182L192 181V178H191V175H190V173H193V175L195 174L192 170H190V167H187L186 168V166L187 165H185V168L183 167L182 169H180V171L178 172V176H179V179H177L176 180V177H178V176H175L174 178L173 177H171V178H169V179H166L167 180V182H166V180H164V183L166 184V183H168V184H164V183H162V182H160L161 180L160 179H162V178H160L159 177V181L158 182H160V183H162V184H164L163 186L166 188L165 189V191L167 190V188H168V185H170V188H168L169 189V191H170V189L173 187V190H174V188H176L175 190H174V192L175 191H177V192H175L174 194H175V197H174V195L172 194L173 192H172V190H171V194L173 195V196H171L170 194H169V191L167 192L166 191V193H164V195L166 194V196L168 197V196H170V197H168V199L170 198V201L172 200V202H173V204H174V202H176L174 205H176L175 207H176V210L178 209V212H179V214H180V217H179V215H178V213H174L173 211H172V207L171 206H173V204H171V206L169 207L170 209H171V211H170V209H168V211L169 212H166L164 209H165V207H167L168 208V205L167 204H169V200H166L167 201V203L165 204V207L163 206V208H162V205H163V203H165L166 201H164L165 199H166V197H164V200H160V198H159V201H158V197H157V195H156V192L154 193V192H149L150 194H151V196H150V194H148V190L150 189V188H152L153 189V187L152 186H150V188L148 189V186H147V182H148V179H149V176H148V179H147V181H146V186H145V184H144V178H143V180H141V178L139 177V179H138V177L136 178L135 176H139V174L141 175H143L144 174V176H145V172H146V174L148 173L149 174V171H151V170H154L153 168H155L156 167V165L155 164H157V161H159V158H157V161H156V163L154 164V167H153V164H151V165H149L148 167H145V166H143V165H141V164H139L136 160H137V158H136V156H134V157H132L131 156V149H130V147H128V145H126L127 143H125V141H124V146H125V148H127L128 147V149H123L124 148V146H123V148H122V150L120 149L119 150V152H117V154H119L118 155V158H117V160L119 159V156H121L122 158H120V160H118L117 162L115 161V163L113 162V160H115L116 159V157H117V154L115 153L116 151H114L115 149L114 148H112V147H110L111 148V152H112V158H115V159H112V162L114 163L112 166H111V168H110V166L109 167H107V165L105 166V164H103L101 161H100V164L98 163V162H96L95 163V165L93 164V163H91V164H87V167H85V168H79L80 169V174L78 173V177H77V174L74 172L75 170L73 169V168H68L67 166H65V167H67L68 168V170L69 171H67V169L65 170V167H63V169L65 170L64 171V173L66 172V178H65V180L63 181V179H64V176H65V174H64V176L62 175H60V174H58L59 175V177H58V175H57V170H58V172H59V169H57L56 170V168H55V172H54V170H52L53 172H54V174H50V176H48L47 178H46V176H43L42 178H39V179H37V183H34V184H38V185H36V187L33 185H31V192L33 193V196H37L38 197V199H36L35 198V200H37L38 202H41L40 200H39V195H40V199L42 198V200L46 203V200H44V198L42 197V195H43V193H44V195H45V192H44V188L46 189L45 191H47V188L49 187V189H48V192H47V194L44 196L45 197V199H46V196H47V198L48 197H50V200L53 198H51V195L49 194L50 192L49 191H51V193L52 192H54L53 194H57V193H55V192H57V190H58V193L59 194H57V197H56V199H58L59 198V203H60V201H61V205L62 206H64V204L63 203H65V205H66V202H67V207H70V204H72L73 205V208L71 207V209L75 212V217H78L77 216V211H76V208L78 209V206H80V208H79V213H81L82 215H84L83 214V210H82V208L85 210L84 211V213H85V215H84V218H85V221L87 222V226H84V223H82L81 222V224L84 226V227H87L86 228V231H85V229L82 227V230H84L83 232H85V233H87L88 234V230H89V228H91L89 231H90V233L92 234L91 236H93L94 234L93 233H97V234H99V235H97V237H95L94 239H93V241L94 242H96L95 244V253L96 254H98L96 257L98 258L97 260H96V258H95V254L93 253V251H94V246H90V245H92V244H89V241L88 240H91V238H90V236L89 235H85V237H84V239H81L82 238V236H84V235H82V236H80V239L82 240L81 241V243L85 246V243H86V245H88L89 244V247L91 248V247H93L91 250H92V253L94 254H92V256H94L93 258L92 257H90L91 255H89V257L87 256V258L90 260V258H91V260L90 261H92V264H94L93 262H95V264L97 263V264H99V260L101 261L100 262V264L102 263V264H109V262H108V260L110 261V263L111 264H131V263H133V264H150V263H152V264H161L162 262H161V260L163 259L164 260V262H163V264L164 263H167V258H168V254L169 255H171V253H172V255L171 256H169L170 257V259H171V261L173 260V264H174V262H175V257L176 256H178V258H176V260H177V264H188V262L190 261L189 260V258L190 259H193V262H192V264H232V262H233V259H234V254L236 253V256H237V252H238V254L239 253H241V256H242V252L244 251V250H246L245 249V247H248V250L247 251H245V253L247 254V252L249 253V254H247L248 255V258H249V262H251V260L250 259H252V257H253V260H252V262L254 261V258L255 259H257L258 258V260H256V263L255 264H258V262H259V260L261 261H263L262 262V264H264V257H263V259H262V253L261 252H263L262 250H261V248H263V250H264V247H263V245H264V227L262 228V226H264V201L262 202V199L264 200V157H262L261 156V154L260 153H263L264 154V152H263V149H264V146L263 147H260L261 146V144L262 143H264V142H262L261 144H259V141L261 140V141H264V139H263V137H261L262 136V134L264 135V133H263V128L261 127V129L260 130H257L256 129V126H258V128L260 127L259 125H258V122H259V119L258 120H256L257 118H258V116H260V115H262V117H264V96L263 95H261V94H264V77L262 76L263 74L262 73H264V71L262 72V70H264V35L262 36V34H264L263 32H264V27H262V26H264V4H263V2H264V0L262 1V0H245V1H247V2H244L243 0H232L231 2L230 1H228V0H224L223 2H222ZM238 1V2H237ZM260 1V2H259ZM261 1H262V3H261ZM223 3V5L221 4V3ZM259 2V4H257ZM230 4V5H229ZM234 4H235V6H234ZM221 5H222V7H221ZM259 6V7H257V6ZM234 6L235 8H236V10H235V8L233 9L232 7ZM253 6V7H252ZM261 6V7H260ZM263 6V7H262ZM227 7V8H226ZM239 8V9H238ZM259 8V10H257ZM261 8H263L261 11H260V9ZM224 9H226L225 11H224ZM229 9H230V11H229ZM232 9H233V12H232ZM241 9H243V10H241ZM229 12H228V11ZM239 10V11H238ZM254 10H256L255 12H254ZM257 11H259V13H257ZM261 12V13H260ZM248 13V14H247ZM242 15L241 17H238V16H240V15ZM246 14V15H245ZM257 16H256V15ZM216 15H218V16H216ZM253 15H255V16H253ZM260 15H262V16H260ZM222 16H224V17H226V18H222ZM237 16V17H236ZM247 16V18H245ZM249 16H251L252 17V19H250V18H248ZM259 16V17H258ZM218 17V18H217ZM221 17V18H220ZM256 17H258V19L261 21H258L257 22V18ZM260 17H262V18H260ZM213 18V19H214ZM217 18V19H216ZM230 18V19H229ZM232 18H234V19H232ZM238 18V19H237ZM240 18H242V19H240ZM245 18V19H244ZM225 21V19H226V21L228 20V22H224L223 20ZM255 19H257V20H255ZM243 20H244V22H243ZM255 20V21H254ZM229 21H233L232 22V24L229 22ZM247 23H246V22ZM230 23V24H229ZM234 23V24H233ZM236 23V24H235ZM251 23V24H250ZM248 24V25H247ZM261 24V25H260ZM218 27H217V26ZM219 25L221 26V28H219ZM224 25V26H223ZM227 25H228V27H227ZM232 25H234V27H232ZM216 26V27H215ZM238 26V27H237ZM246 26L249 28V30L251 31L252 29V31L254 32L255 31V35H254V37H253V33L251 34V32H249V30H247L249 33H250V35H247V34H249L247 31H246ZM253 27L254 26V28H250V27ZM261 26V27H260ZM215 27V28H214ZM223 27V28H222ZM209 28V29H210ZM215 29V30H214ZM220 29H222L221 31H222V33L220 32ZM262 32V33H260V31ZM261 29H263V30H261ZM260 34H259V33ZM218 34H222V35H218ZM223 34H225L224 36H223ZM257 34V35H256ZM243 35V36H242ZM246 35L247 36H249V37H246ZM218 36V37H217ZM219 36H220V38H219ZM258 36H259V41H255V38H257L258 39ZM262 36V37H261ZM222 37V38H221ZM246 37V38H245ZM251 37L254 39V41L251 39ZM261 37V38H260ZM216 38V39H215ZM221 39H222V41H221ZM250 41H249V40ZM230 40V41H229ZM253 41V42H252ZM262 41V42H261ZM240 42H242V43H240ZM249 44H248V43ZM250 42L253 44H250ZM257 42V43H256ZM246 43V44H245ZM234 44H235V46H234ZM245 44V45H244ZM243 45H244V47H243ZM260 45H261V47H260ZM222 46V47H221ZM248 46V47H247ZM251 46V47H250ZM259 46V47H258ZM247 47V48H246ZM211 47H206V49H205V47H204V49L207 51H205L203 48H201V49H199V52H200V54H201V56H206L204 59L202 58V60H201V62H205V63H209L211 60H213L214 58H211L210 60H209V62H208V59H209V57H213V56H211V52H210V49ZM259 49V50H257V49ZM210 49V50H209ZM230 49V50H229ZM219 52H218V51ZM225 50V51H224ZM246 50V51H245ZM253 50L254 51H256V52H253ZM216 51V52H215ZM228 51V52H227ZM230 51V52H229ZM208 52H209V54H210V56H208ZM226 52V53H225ZM260 52H261V54H260ZM203 53H204V55H203ZM216 53H219V54H216ZM228 53V54H227ZM252 53V54H251ZM254 53H256V55L254 54ZM250 54V55H249ZM229 55V59H228V61H227V56ZM235 55V56H234ZM226 56V57H225ZM234 59H232L231 57ZM241 56H242V58H241ZM221 57H223V58H221ZM224 57H225V59H224ZM247 57V58H246ZM236 58V59H235ZM255 58V59H254ZM263 58V59H262ZM215 59H214V63L213 64H216V63H218V61L216 62L215 61ZM253 59V60H252ZM206 60H207V62H206ZM231 60H232V62H234V63H232L231 62ZM250 60V61H249ZM260 61V62H259ZM232 64H235V65H232ZM259 62V63H258ZM202 63V64H203ZM222 63H226V65L228 66L227 68H226V65H223L222 66ZM238 63V64H237ZM240 63V64H239ZM249 63V64H248ZM256 63H258V64H256ZM210 64V63H209ZM229 64H230V66H229ZM205 65L206 64H203V66H204V68L205 69H207L208 67H210V65L209 66H206L205 67ZM234 66V67H232V66ZM252 65H253V67H252ZM257 65V66H256ZM223 68H222V67ZM225 66V67H224ZM247 66H249V67H247ZM263 67V69H262V67ZM219 67H220V69H219ZM230 67H232V68H230ZM255 67V68H254ZM260 69H259V68ZM228 69V68H230V70H233V71H226V69ZM243 68H244V70H243ZM247 68V69H246ZM250 68H254L253 69V71H254V73H257L258 74V72H259V77H258V75L257 76H255L254 74H252L251 73V71L250 72H248V70H250ZM209 69H211V68H209ZM211 69V70H212ZM218 69V70H217ZM257 69H259V70H257ZM208 70V69H207ZM224 70V71H223ZM229 70V69H228ZM235 70H237V72L235 71ZM252 70V69H251ZM214 71H216V72H214ZM241 73H240V72ZM246 71L248 72V76H246V78H245V75H246ZM210 71H208V73H210V75H209V77H212L211 76V74L213 75V73H211ZM218 72H219V74H218ZM224 72H226V73H229V74H226V73H224ZM240 74H242V75H240ZM260 73L262 74L261 76H260ZM226 74V75H225ZM237 74H239V76L237 75ZM251 75H254V77L253 76H251ZM213 77H214V75H213ZM216 77V76H215ZM221 78L222 77V79H219V78ZM224 77H228V78H224ZM255 77H258L260 80H257L258 82H259V86H258V82L257 81H255L256 80V78ZM224 78V79H223ZM230 78V79H229ZM239 78V79H238ZM249 78V79H248ZM252 78L254 79L253 81L256 83L255 85L256 86H258L257 88H256V86L255 85H253L254 84V82H252L251 83V85H250V83H249V81H248V84L246 83L247 81V79L248 80H252ZM257 78V79H258ZM226 79V80H225ZM246 79V80H245ZM262 79V80H261ZM208 80V79H207ZM223 80V81H222ZM221 81H222V83H221ZM228 83H227V82ZM235 81H237V82H235ZM208 82H209V80H208ZM230 82V83H229ZM224 83V84H223ZM232 83V84H231ZM238 83V84H237ZM240 83V84H239ZM242 83H244L243 85H242ZM229 84V85H228ZM246 84V86H244ZM242 85V86H241ZM248 85V86H247ZM228 86V88H226ZM240 86H241V88H243V89H241L240 90ZM253 86V87H252ZM234 87H236V88H234ZM255 88V90H257V89H259V90H257L256 92H255V90L254 89H251V88ZM223 89L224 90V92L226 93H224L223 92V90H220V89ZM227 90H226V89ZM229 88H231V89H229ZM238 88H239V90H238ZM247 88V89H246ZM250 90H249V89ZM229 89V90H228ZM220 92H219V91ZM244 90H247V91H245V93L243 94V91ZM222 91V92H221ZM239 92V93H236V95H235V92ZM240 91H241V93H240ZM253 92L254 93V95L251 93V92ZM261 92V94H259V93ZM248 93V94H247ZM249 93H250V95H249ZM237 94H240V96L242 95L243 96V98H242V96L240 97V96H237ZM257 94H259V95H256ZM234 96L237 98V99H239V101H243V102H239V104H236V102H237V100L235 101V99L236 98H234ZM254 97L255 96V98H257L258 100L259 99H261V101L260 102H254V99L253 100H249L248 101V99H247V97ZM240 97V98H239ZM232 98V99H231ZM240 99H242V100H240ZM256 99V100H257ZM231 100V101H230ZM233 100V101H232ZM255 100V101H256ZM251 102V105H248L249 103L248 102ZM253 102V103H252ZM222 103V102H221ZM245 103V104H244ZM248 103V104H247ZM256 105H258L259 106V104L260 105H263L262 106V108H259V109H257V108H255L254 106H256ZM245 106H244V105ZM246 104L248 105L247 107H246ZM252 104H254V105H252ZM222 105H223V103H222ZM239 105V106H238ZM245 107V110H244V107ZM231 109H230V108ZM246 109H247V113H245L246 112ZM248 109H254L255 110V112H253V114H254V116H253V114H252V112H249V114H248ZM261 109V114H260V112H258L259 110ZM262 110H263V112H262ZM245 111V112H244ZM256 111H257V118H255V113H256ZM231 113H234L233 115H235V113L237 114V116L235 115V120L233 119V120H231L234 116H231ZM245 116V117H242V116ZM246 115H248V117L251 119V120H247L248 119V117L246 116ZM254 117V118H252V117ZM243 118V119H242ZM236 119H238V120H236ZM231 120V121H230ZM255 122V124L253 123V121ZM235 121V122H234ZM239 121L242 123V124H240L239 123ZM246 121V122H245ZM251 121V122H250ZM258 121V122H257ZM257 122V123H256ZM260 122H262V124H261V126H263L264 125V118H262L261 120H260ZM259 122V123H260ZM247 124L246 125V128L248 127L250 130L249 131H255L254 132V135L256 136V138H258V141H257V143L259 144V146L257 147V145H256V140H255V143H253V142H251L252 143V145L253 144H255L254 146H253V150H251L252 149V146H251V144L249 143V145H248V141L249 140H247L248 138L250 139V140H254V136H253V133L251 134V132H249L248 131V128L247 129H245V125L244 124ZM250 123V124H249ZM229 124H230V126H229ZM253 126H252V125ZM241 125H243V126H241V129H240V126ZM237 126H238V128H237ZM251 126V127H250ZM167 126H163V128H165V131L164 130H162V136H163V134H165L166 132L168 133V129L166 128ZM253 127V128H252ZM233 130H232V129ZM228 129H229V131H228ZM239 130V131H237V134H236V131L234 132V130ZM255 129V130H254ZM167 130V131H166ZM55 131H56V129L53 131L54 133H55ZM243 131V132H242ZM245 131V132H244ZM257 131L258 132H262L260 135H256L255 133H257ZM247 132V133H246ZM54 133H52V135L53 136H48L46 139H50L45 145H42V146H39L40 148H38V146H37V148L36 147H34V148H36L35 149V151L33 150V154L31 153L30 154V164H29V166H31L32 164H33V162H34V159H33V156H36V155H42L43 153L45 154H43L44 155V157H43V160L45 161H47V163L49 164V163H51V162H53V161H49V160H52V158H51V156H52V154H50L48 151H50L51 153H52V150H54V148H53V146L51 145V143H54L55 142V136H54ZM248 133H250L251 134V136L249 137V135L250 134H248ZM50 134V133H49ZM123 134H125V133H122V135ZM232 134V135H231ZM244 134V135H243ZM241 135V136H240ZM124 136V135H123ZM232 136L234 137L233 138V140H232ZM239 137V139H238V137ZM252 136H253V139H252ZM259 136H260V139H259ZM244 137H246L245 138V140H243V138ZM123 137H121V139H122ZM125 138V137H124ZM162 138V137H161ZM121 139H119V140H121ZM263 139V140H262ZM122 140H124V139H122ZM126 140V139H125ZM236 140H237V144L235 143L236 142ZM240 140V141H239ZM163 141V140H162ZM227 141V142H226ZM229 141V142H228ZM240 142V144H241V141H242V144H243V146H242V148H249V149H246V151H243V150H245V149H242L241 147H239L240 146V144H239V142ZM243 141H245V142H243ZM50 142V143H49ZM225 142V143H224ZM232 142H234L233 144H232ZM247 142V143H246ZM116 143V142H115ZM114 143V144H115ZM121 143V142H120ZM123 143V142H122ZM162 143H164V142H162ZM162 143H161V145H162ZM223 143V144H222ZM227 143V145L228 146H226L225 144ZM238 144H239V146H238ZM248 145V147H247V145ZM117 145H119V141H118V143H117ZM246 145V146H245ZM116 146V145H115ZM230 146V147H229ZM41 147L43 148V149H45L46 147V149L43 151L42 149H41ZM107 147V146H106ZM106 147L104 148L105 150H106ZM119 147H121V146H119ZM220 147V148H219ZM229 148L228 150H227V148ZM236 147H238V149H242V151L243 152H245V154L242 152V153H240V154H236L235 155V153H234V151H236ZM71 148L72 149H74V147L73 146H71ZM256 148H258V150L256 149ZM260 148V149H259ZM49 149V150H48ZM68 149H70V148H68ZM71 149V150H72ZM104 149L103 148H101V153H103L102 152V150L104 151ZM117 149V148H116ZM231 149V150H230ZM255 149V150H254ZM48 150V151H47ZM124 150H128L127 152L128 153H126V151H124ZM238 151L237 153H239V152H241V151ZM249 150H251V151H249ZM38 151V152H37ZM46 151V152H45ZM258 151H259V153H258ZM225 152H227V153H225ZM229 152H230V154H231V152H233L231 155H229ZM252 153L253 154V156H255V157H253L252 156V154H249V153ZM42 153V154H41ZM126 153V156H122V155H124ZM114 154H116V155H114ZM129 154V155H128ZM225 154V155H224ZM249 154V155H248ZM260 154V155H259ZM131 157L130 159H129V157ZM223 155L225 156V157H223ZM233 155V156H232ZM242 155H244V156H242ZM115 156V157H114ZM248 156V157H247ZM250 156V157H249ZM251 156H252V158H251ZM257 156H259V157H262V158H258ZM125 157V158H124ZM127 157V158H126ZM242 157V158H241ZM245 158V161L244 160H242V159H244ZM258 158V159H257ZM79 159V160H78ZM125 159V160H124ZM247 159H248V161H247ZM261 159L263 160V161H261ZM134 160V161H133ZM233 160V161H234ZM250 160V161H249ZM258 160H259V162H258ZM121 161V162H120ZM223 161V162H224ZM232 161V160H231ZM246 161H247V163H246ZM254 161H255V163H254ZM77 162H81V159H80V157H78L77 158ZM128 162V163H127ZM132 162H133V164H132ZM250 162H251V164H252V166H250ZM257 162V163H256ZM262 162V163H261ZM161 163V162H160ZM237 163V164H236ZM249 163V164H248ZM80 164V165H79ZM78 164V166H81V163H79ZM102 164V165H101ZM118 164V165H117ZM224 163H222V165H223ZM235 164H236V166H235ZM257 164V165H256ZM95 167H94V166ZM102 166L101 168L99 167V166ZM104 165V166H103ZM128 165V166H127ZM244 166V167H246V169H244V167L243 168H240V167H242V166ZM98 166V167H97ZM119 166V167H118ZM127 166V167H126ZM131 166V167H130ZM151 166V167H150ZM253 166L255 167L254 169H255V172L253 171V169H251V168H253ZM262 166V167H261ZM93 167H94V169H93ZM123 167V169H124V167H126L125 169H124V171H126V173L125 172H123V169H121ZM132 167H133V169H134V171H133V169H132ZM251 167V168H250ZM110 168V169H109ZM117 170H116V169ZM118 168H120L119 169V171H118ZM127 168L129 169H131V172H128L129 174H131L130 176H134L133 177V179H132V177H129L128 175L129 174H127ZM140 168H141V171L140 172H138L139 170H140ZM235 168V169H234ZM248 168V169H247ZM52 169H54V168H52ZM90 169V170H89ZM99 169H102V170H99ZM130 169H129V171H130ZM138 169V170H137ZM149 169H151V170H149ZM189 169V170H188ZM243 170L242 172H243V175H242V172L240 171V170ZM70 170H71V172H70ZM89 170V171H88ZM95 170V171H94ZM145 170V171H144ZM147 170V171H146ZM178 170V169H177ZM181 170H184V172H187V171H189V172H187V173H183V171H181ZM187 170V171H186ZM247 170V171H246ZM248 170H249V172H248ZM250 170H252L253 172H254V174H253V172L252 171H250ZM35 170H33V169H31V172L33 173ZM97 171H99V172H97ZM111 171V172H110ZM113 171V172H112ZM116 171H118V172H120L121 174H119L118 172H116ZM244 171H246V174H245V172ZM68 172H70V173H68ZM94 172V173H93ZM134 172V173H133ZM142 172H144V173H142ZM182 172V173H181ZM52 173V172H51ZM135 173H137V175L135 174ZM189 173V175L187 176V174ZM220 173V174H219ZM251 173V175H252V177H247V176H249V174ZM71 174H72V176H71ZM75 174V175H74ZM89 174H90V177H89ZM94 174V175H93ZM106 174H107V176H106ZM117 174H118V176H117ZM180 174H184V176L183 177H185V178H188V180H189V182L187 181L186 182V180H185V182L186 183H184V180H182V179H184L182 176H180ZM57 175V177L58 178H54L55 176ZM68 175H70V178H68L67 179V176ZM97 175H101V178H100V181H97L96 180V176ZM105 175V176H104ZM110 175L112 176V177H110ZM123 176V177H125V178H119V176ZM126 175H127V177H126ZM141 175V176H142ZM160 175V174H159ZM242 175V176H241ZM245 175H247V176H245ZM53 176V177H52ZM81 176H82V179H80L81 178ZM143 176V177H144ZM162 176V175H161ZM195 176V175H194ZM69 177V176H68ZM72 177L74 178V179H72ZM77 177V178H76ZM80 177V178H79ZM92 177V178H91ZM182 179H181V178ZM262 177V178H261ZM78 178H79V180H80V182L83 184L84 183V185H82V187H83V189H82V187H80V185H79V181H78ZM85 178V179H84ZM104 178V179H103ZM115 178H118V179H115ZM130 178V179H129ZM138 179V181H140L141 180V185H140V183L138 182V181H136L135 179ZM157 178H158V174H157ZM69 179H70V181H69ZM93 179V180H92ZM111 179H113V181L111 180ZM131 179L133 180L132 181V183H133V186L134 185H136V187H133L132 186V184H130V185H128V187H126L127 186V183H131ZM156 179V178H155ZM171 179H175V181H178V183L177 182H174L175 183V186H173L172 185V180ZM181 179V180H180ZM205 179V178H204ZM242 179H244L243 181H242ZM246 179V180H245ZM263 179V180H262ZM39 180V181H38ZM96 180V181H95ZM111 180V181H110ZM150 180V179H149ZM157 180V179H156ZM180 180V181H179ZM77 181H78V183H77ZM106 181H109V183L107 182V186H106ZM116 181H119L118 183L116 182ZM122 181V182H121ZM183 181V182H182ZM195 181H196V183H195ZM58 182V183H57ZM71 183V186L72 187H70V186H68L70 183ZM72 182H73V184H72ZM93 182V183H92ZM111 182H113L112 184H113V187H114V190L113 191H117V192H121L119 189H121V186H122V184H123V192H121V193H123V195H121V193H120V195H121V197H125V199H127V197H130V198H128V201L127 200H125L124 199V202H125V204H126V206L124 207V208H122L121 206H122V204L124 203L123 201H122V199L123 198H120V195L118 196L117 195V197H115L116 198V200H115V198H113L112 197V194L114 193H112V187H110L111 189V196H109L110 195V192L109 191H107L108 189H109V185L111 186L112 184H111ZM153 182H154V180H152V182H151V184H153ZM170 182V183H169ZM181 182H182V184H181ZM193 182V183H192ZM202 183H203V181H201ZM75 183H76V185H75ZM95 183V184H94ZM126 183V184H125ZM154 183H156V182H154ZM185 185H184V184ZM192 183V187L190 186V184ZM241 183H242V185H241ZM89 184H90V187L89 188H92V189H88L89 191H88V193L86 194L85 193V189L87 190V188H88V186H89ZM96 184L98 185V187H97V189H96V191H95V186H96ZM105 184V185H104ZM109 184V185H108ZM125 184V185H124ZM180 184L182 185V188L180 189ZM252 184H253V186H252ZM77 185H79V189H81L82 191L80 192V190H79V192H80V194H79V192H78V194H77V191H78V188H77ZM88 185V186H87ZM95 185V186H94ZM120 185V187L118 188L117 186H119ZM143 185V186H142ZM158 185V184H157ZM187 185L189 186L188 188H187ZM240 185H241V187H240ZM244 185V186H243ZM47 186V187H46ZM104 186L105 187H107L106 188V192H105V190H103L104 189ZM154 188H156V184H154ZM237 186L239 187V188H237ZM259 186H260V190H259ZM77 188V191L75 192V190L76 189H74V188ZM87 187V188H86ZM125 187H126V189H125ZM131 187V189H127V188H130ZM138 187H140V191H141V196H142V200H143V198H144V196H145V201L146 202H144V200L142 201L140 198H137L139 201L141 200V204L143 205L144 204V206H145V204H147V206H148V204L151 202V204H152V201L150 200H148L147 201V198H151V199H153L154 198V195L153 194H155V196H156V198L157 199H155V202H156V200L158 201V203H160L161 204V202L163 201V203L159 206V204L157 203V205L159 206V208H160V214H161V212H162V210H164V212L166 213V216H168V218L166 217V216H164L163 215V218H161L162 217V214H161V217H160V214L158 215V212H159V210L157 209V206H156V204H155V208L157 209V211L158 212H156V216H159V221H160V218L162 219L161 221L163 222V220H164V217H166V219H168L169 220V222L168 221H165V224L163 225V224H161V225H163L164 227L167 225V227H168V229L165 227V230H164V228H163V226H162V228H161V230L160 229H158V230H160L161 231V233H162V237H161V241L162 242H164V245H163V247L164 246H166V245H168V249H166V253H164L165 252V250L161 247L160 248V246H161V244L158 246H156V243L158 244V242H159V240H160V238H159V235L158 234H160L159 233V231L156 229L154 232H156L157 233V235H158V240L156 239V233H155V237H154V233H153V230L151 231V228H150V230L148 229L149 228V225H151L152 226V224H153V222H154V225L152 226V228L153 227H155L156 228V226H157V223L158 224H160V222H158V220L157 219H154V218H156V216H154V214H152V213H155V209L153 208V210L154 211H152L151 212V214L149 213V211L151 210V209H149L148 210V208H147V206H146V208H147V211H148V214H149V219H154L155 221H156V223H155V221L154 220H151V223L149 224L148 223V220L149 219H147V216L144 218V215L146 214V209H144L145 207H143V213H142V210H141V213L143 214V216L141 215V218H140V213H139V210H135V209H138V208H141L139 205V207H136L135 206V203L132 201V199H131V196L132 195H134V198H135V194H136V190L134 191V188L135 189H137ZM144 189H142V188ZM186 187V188H185ZM193 187H195L196 188V190L194 191V193H195V195L199 198H196L195 196H193V200H192V193H193ZM201 187V188H200ZM202 187H203V189H202ZM133 188V189H132ZM158 188H159V186H158ZM157 188V190H159ZM161 188V187H160ZM199 188V189H198ZM34 189H36V194H34L35 192H34ZM38 189V190H37ZM70 189V190H69ZM145 189H148L147 191H145ZM188 189V190H187ZM200 189H202V193H201V191H200V193L202 194V196H203V198H202V196H200L198 193H199V191H197V190H200ZM232 189H233V191H232ZM240 189V190H239ZM56 190V191H55ZM91 190L92 191H95V193H93L94 195H99L101 198L104 196H107V194H108V192H109V195H108V197L106 198H104L103 197V199H101L100 197L98 198V196L96 197V196H94V199H93V197H92V195H91ZM97 190H98V192H97ZM127 190V192H129V194H130V192L131 191H128V190H133L134 191V194H131V196L127 193V192H125ZM139 190V189H138ZM137 190V193H140V191H138ZM155 190V189H154ZM237 190H238V192H237ZM258 190H259V192H258ZM43 191V192H42ZM99 191H102V192H104V194L105 195H101L100 193H99ZM150 191H151V189H150ZM37 192H38V194H37ZM87 192V191H86ZM117 192L116 193H114L113 195L114 196H116L115 194H117ZM160 192V191H159ZM205 192H206V194H205ZM232 192V193H231ZM234 192H236V194L234 193ZM60 193H62V194H60ZM76 193V194H75ZM126 193V194H125ZM133 193V192H132ZM147 193V194H146ZM167 193H168V195H167ZM184 193H185V195H184ZM189 193V194H188ZM194 193H193V195H194ZM209 193V194H208ZM31 194V193H30ZM83 194V195H82ZM161 193H159V195H160ZM163 194V193H162ZM235 194V200H233L234 199V197H233V195ZM32 195V194H31ZM50 195V196H49ZM55 195H53L54 197H55ZM63 195V196H62ZM65 195L67 196L68 195V198H66L65 197ZM88 195V196H87ZM125 195H127V196H125ZM150 197H149V196ZM33 196H30V198H29V200H31V197L32 198H34ZM59 196V197H58ZM69 196H70V198H69ZM73 196V198H76V200L75 199H73V198H71ZM75 196V197H74ZM90 196H91V198L93 199V200H90V201H92V203H94V200H95V198H96V201H98V200H100L98 203L99 204H95L94 203V207H93V204L90 202V201H88V199L90 198ZM136 196L137 197H139L137 194H136ZM140 196V197H141ZM162 196L163 195H161V198H162ZM180 196H182V197H184V199H186L185 200V202H184V199H182V198H180ZM186 196V197H185ZM189 196H190V200H189ZM211 196V197H210ZM212 196H213V198H212ZM87 197H89V198H87ZM174 197V199H172V198ZM180 199V201H179V203H180V205H178L177 204V202H178V198ZM207 197H209V199L211 198L212 200L211 201H208V198ZM216 197H217V201H216ZM61 198V199H60ZM66 198V199H65ZM87 198V199H86ZM97 198H98V200H97ZM134 198H133V200H134ZM196 198V201H195V203H193V205H194V208L192 207V202L191 201H194V199ZM207 198V199H206ZM227 198H229V199H227ZM251 198H253L252 199V202H249V200L251 199ZM262 198V199H261ZM49 199V198H48ZM109 199V200H108ZM163 199V198H162ZM176 199H177V201H176ZM201 199H202V201H204L203 199H206L207 201H204V202H202L201 201ZM249 199V200H248ZM33 200V199H32ZM32 200H31V202L30 203H32ZM34 200V201H35ZM53 200V203H54V201H55V204H57L56 205V207L58 206V201H56V200H54V198L52 199ZM52 200H51V202H52ZM82 200H84V201H86L87 200V203L85 204L84 203V201H82ZM112 200V201H111ZM231 200L233 201V203H232V206L231 205H229L230 204V202H231ZM36 201V202H37ZM42 201V202H43ZM116 201V202H115ZM216 201V202H215ZM228 201H229V204H228ZM37 202V203H38ZM103 202H104V204H103ZM114 202V203H113ZM121 202H123V203H121ZM149 202V203H148ZM154 202V203H155ZM182 202H183V204H182ZM186 202H188V205L187 204H185ZM224 202V203H223ZM82 204V205H80V204ZM89 203L90 204H92V206H90L89 205ZM110 203V204H109ZM129 203V204H128ZM136 203H138V202H136ZM204 203H205V205H204ZM239 203V206H235V204H238ZM248 203H249V205H248ZM251 203V204H250ZM43 204V203H42ZM40 205L39 203L37 204V207H35L36 206V204H35V202L33 203V206L35 207V209L36 208H38L39 209V212H40V214H41V210H43L40 206H43V205ZM47 204H49V202H48V200H47ZM59 204V205H60ZM85 204V205H84ZM106 204V205H105ZM118 204V205H117ZM125 204H123V205H125ZM212 204H213V206H212ZM216 204V205H215ZM263 206H262V205ZM38 205H40V206H38ZM44 205H46V204H44ZM54 205V204H53ZM69 205V206H68ZM89 205V206H88ZM97 207H96V206ZM104 207H103V206ZM130 205V206H129ZM133 205V206H132ZM188 206V208H187V206ZM190 205H191V207H190ZM248 205V206H247ZM27 206H28V209H29V211H28V216H29V218H28V216H27V219L30 221V220H32V225H35L36 224V226H32V230L34 229V228H36V230L38 229V232H36V233H38V235H36V233L34 232V230H33V232H34V234H32L33 236H31V231H29V229L31 228H29L28 227V230H27V246H28V249H29V253L28 252H26V254L23 256V254L21 253V251L19 252V248H16V246L17 247H19L18 245H19V243L18 242H16L15 243V247H14V249H15V254H16V256H14L15 258H16V261H20V259H22V261L23 262H25V263H27V264H32L33 262V264H41V263H39L40 261L42 262V264L47 260H49L50 258H48V259H46L45 257L47 256V253L48 254H50V256L52 257H54V259H50L51 261L53 260V262H55L56 260L55 259H57V261L59 262V264H68L69 263V261H70V263L69 264H75L76 263V261H77V264L79 263V261H78V255H79V253H78V255H77V253H75V255H73L72 254V256L70 255V252L68 251V248H69V246H68V248H67V246L66 245H69L68 244V242H70V240H71V242L74 240L73 239V234L76 236L77 234H75L74 232L76 231V233H79L78 232V228H80L81 226L79 225V223H80V221H79V223H78V220H79V218L77 219V225H78V228H76L77 230H75L74 231V229H75V227H70L69 225H65V220H66V214L64 213V211H63V213H62V211H61V214H60V212L58 213L57 212V214L58 215H61V217L64 219L65 218V220L63 221V219H61V217L60 216H58L57 214H55L56 216H58V217H54L55 215L53 214V213H55L56 211H54V212H52V214H53V216H51L52 214L50 213V214H48L49 215V217L46 215V213L44 214V216L46 215L48 218H50V219H55L56 221L58 220V224H59V227H57L56 225V223H55V221H54V219L52 220V221H49V222H51V224L54 222V224H55V226L57 227V228H60L61 229V231H62V227H60V223H61V221H63L64 222V226H66L67 228H72V235H71V230H70V228H69V230H68V232H70V234H69V238H71V239H69L68 238V241H64L63 240V242H62V245H64V246H66V247H60V246H58V247H56L58 244V242H59V240L57 241L56 239V243H52V241L54 240V238L51 240V234H50V231L48 230L49 228H47V225L46 226H44L45 224L44 223H46V221H44V222H41V220H42V218H41V216H40V214L39 213H37L36 214V212H35V210H33V213H34V216H33V213H32V204L30 205V204H28L27 203ZM61 206V207H62ZM98 206L100 207V206H102L103 208H102V213L105 211H107V213H108V211H110V209L111 208H109V207H114V211H110L108 214H110L111 215V212H117V213H115V217H119L120 216V213H121V215H123V220L121 219V217H119V222H120V224H119V226H118V228H116L117 227V223H118V220L116 219V218H114L116 221H115V223L116 224H113L114 223V221L111 223V221H112V219H111V221H110V218H112V215H111V217H110V215H107V214H105V212L103 213V217H106V219L104 218L103 219V217L102 218H100V215H99V213H101V210L98 208ZM131 206H132V208H131ZM135 206V207H134ZM179 206H180V208H179ZM186 207V208H183V207ZM199 206V207H198ZM212 208V210L210 209V207ZM214 206H215V208H214ZM231 206V207H230ZM33 207V208H34ZM40 207V208H39ZM46 207V206H45ZM49 207H50V204H49ZM49 207H47V210H48V208ZM59 207V206H58ZM57 207V208H58ZM66 207V208H67ZM82 207V208H81ZM86 209H85V208ZM95 207L97 208V211L96 210H93L92 208H94L95 209ZM134 207V208H133ZM149 208H150V206H148ZM152 207V206H151ZM175 207L173 208V210L175 211V212H177L176 210H175ZM31 208V209H30ZM60 208V207H59ZM65 207H63L62 208V210L64 209H66ZM101 208V207H100ZM105 208V209H104ZM107 208L109 209V210H107ZM126 208L128 209V212L126 211ZM221 208H223V209H221ZM38 209H36L37 210V212H38ZM52 209H53V207H52ZM104 209V210H103ZM121 209V210H120ZM122 209H123V211H125L126 213H124L123 211H122ZM133 209V210H132ZM142 209V208H141ZM179 209H180V211H179ZM185 209V210H184ZM214 209H215V211H214ZM46 210V211H47ZM55 210V209H54ZM57 210V209H56ZM69 209H67V211H68ZM91 210H92V212H91ZM100 210V211H99ZM111 210H113V209H111ZM118 210H120V211H118ZM183 210H184V212H183ZM187 210H188V212H187ZM190 210V211H189ZM192 210V211H191ZM206 210H207V212L208 211H210V212H206ZM242 210V211H241ZM58 211V210H57ZM66 211V210H65ZM67 211H66V213H67ZM89 211V212H88ZM146 211V212H145ZM186 211V212H185ZM42 212H44V211H42ZM97 212H99V213H97ZM145 212V213H144ZM171 212V217L168 215L169 213ZM181 212H183V213H186V214H188V217H187V215H185L184 214V218L181 216L183 213H181ZM191 212V213H190ZM194 212H195V214H196V216H194L195 214H194ZM198 212V213H197ZM263 212V214H260V213H262ZM48 213V212H47ZM96 213H97V215H96ZM128 213V214H127ZM189 213H190V216H189ZM252 213H253V216H252ZM30 214V215H29ZM62 214L65 216H62ZM70 212L68 213V216L70 217ZM72 214H73V212H72ZM91 214V215H90ZM118 214H119V216H118ZM175 214V216H177V220H176V217H174V221L175 222H179L178 220L180 219V224H178V223H175L172 219V215H174ZM31 215H32V218H30L31 217ZM38 215V218L40 217L41 218V220H40V218H39V220H38V218L36 217ZM41 215H43V214H41ZM98 215H99V217H98ZM107 215V216H106ZM125 215H126V217H125ZM150 215H153L154 217H152V216H150ZM197 215H199V217H198V220H199V222L198 221H196L197 222V224H198V226L197 225H193V224H195L196 222L194 221V219L193 218H195V217H197ZM261 215V217H259ZM51 216V217H50ZM109 216V217H108ZM113 216H114V213H113ZM237 216V217H236ZM69 217H68V219H69ZM87 217V218H86ZM89 217V218H88ZM94 217H96V218H94ZM107 217L109 218L108 220H109V222H110V224H111V227H112V225H113V229H110L111 227H110V225H109V223H108V226H107V222H105L106 220H107ZM128 217V218H127ZM131 217V218H130ZM134 217H135V219H134ZM179 217V218H178ZM189 217H191L192 219H193V222H192V220H191V218L189 219ZM253 217H254V219H253ZM263 217V218H262ZM46 218V217H45ZM44 218V219H45ZM57 218V219H56ZM74 218V217H73ZM82 218V217H81ZM144 218V219H143ZM184 220V221H182V219ZM235 218H236V220H235ZM255 218L257 219V220H255ZM261 218V220H259ZM47 219V218H46ZM76 219V218H75ZM74 219V221H75V223H76V220ZM103 219V220H102ZM121 219V220H120ZM125 219L127 220V224H129L131 221H132V219H133V221L131 222L132 224H133V222L135 223V228H137V230L138 231H136L137 233H135V232H133L132 233V231L129 229V225H128V227H127V225H126V221H125ZM172 221H171V220ZM210 219V220H209ZM27 220V223H29V221ZM49 220V219H48ZM93 221L92 222V225L91 226H89L88 225V222L89 221ZM105 220V221H104ZM107 220V221H108ZM131 220V221H130ZM206 220L208 221L207 223H206ZM245 220H246V223H247V221H248V225L246 226V223H245ZM254 220H255V224H257V223H259V224H261V226H259V228L261 229H263V230H261L260 231V229H259V231H260V233H259V231H257L256 229H257V226H258V224H257V226L254 224ZM91 221H90V223H91ZM101 221V222H100ZM104 221V222H103ZM136 221V222H135ZM150 221V220H149ZM153 221V222H152ZM186 221V222H185ZM232 223H231V222ZM60 222V223H59ZM63 222H62V224H63ZM123 222V223H122ZM170 222L171 223H175V225H172V224H170ZM182 222H183V225H182ZM191 223L190 224V227H187L186 228V226H188L187 224H189V223ZM195 222V223H194ZM219 222V223H218ZM252 222V223H251ZM69 222H67V224H68ZM72 223H74V222H72ZM75 223H74V225H75ZM97 223V225H96V228H97V226H98V224L100 223V227L102 226V229L100 230V227H99V230H100V233L98 232V229L97 230H95L93 233L91 232V230H93V229H95V224ZM131 223H130V225H131ZM137 223V224H136ZM166 223H168V224H166ZM173 223V224H174ZM186 223V224H185ZM70 225H71V223H69ZM94 224V225H93ZM123 224H125V226H123ZM146 224V225H145ZM251 224V225H250ZM254 224V225H253ZM28 225V224H27ZM29 225H30V223H29ZM176 225L177 226H179V227H176ZM235 225H236V228H237V233H235L233 230H234V227H235ZM44 226V227H43ZM63 226V225H62ZM63 226V230L66 232L65 233V235L67 234V231H66V229H64L65 227ZM69 226V227H68ZM115 226V227H114ZM120 226H123V228L125 227H127V229H129L130 230V232H127V229H125V236L127 237H125L126 238V240L128 239V236H129V239L130 240H133V238H134V240H133V243H134V245L132 244V242H130V240H127V242L125 241V239H124V235H123V233H124V229H120ZM175 226V227H174ZM180 226L181 227H183L184 226V228H182V229H180ZM238 226V227H237ZM252 226V227H251ZM27 227V226H26ZM49 227V226H48ZM105 227V228H104ZM132 227H134V225L132 226ZM132 227H130V228H132ZM195 227H197V229H195ZM203 227V231L201 230V228ZM45 228L48 230V232H46L45 233ZM114 228H116L115 229V231H114ZM135 228H133L134 230H135ZM155 228H153V229H155ZM159 228H160V225H159ZM173 228H175V229H173ZM178 228H179V230L181 231V233H187L188 232V234H189V237H187V243H188V245L189 244H191V245H189V249H190V256H189V254H188V252H189V249H188V246H187V244L185 243V235L184 234H182V237L180 236H177L176 234H177V231H178V233L179 234H181L180 232H179V230H178ZM256 228V229H255ZM39 229H40V231H39ZM53 229H55V227H53ZM103 229H105V231L104 232H102V230ZM120 229V230H119ZM163 229V230H162ZM217 229H218V231H217ZM31 230V229H30ZM106 230H107V232L109 231V234H107L108 235V237L111 235V237H110V239H114L113 241H115L114 243H113V241H111V243H112V246H111V243H107V241L105 240L104 241V238L102 239V234L103 235H105L107 232H106ZM114 231L113 233H112V231ZM117 230V231H116ZM122 230H123V233H122ZM170 231L171 230V232H173V233H171V235L173 236H175V238H173L172 236H170V238H172V240H168V241H166V239H167V237L166 238H164V233H163V231H165V233L167 232V231ZM182 230H183V232H182ZM184 230H187V231H185L184 232ZM194 230L196 231V232H194ZM211 230H213L212 231V233H210L211 232ZM248 230H249V232H248ZM252 230H253V232L255 231V235H254V233L252 232ZM55 231V230H54ZM53 231V232H54ZM58 232H59V229L57 230ZM80 231H81V228H80ZM151 231V232H150ZM198 231L200 232V231H202V233H203V236L201 235V234H199L198 233ZM214 231H215V233H214ZM116 232V233H115ZM118 232H120V233H118ZM234 232V233H233ZM258 234H257V233ZM39 233L41 234L42 233V235L44 236V238L45 239H43V236L42 235H39ZM128 233V234H127ZM129 233H131V235L129 234ZM168 234H169V232H167ZM248 233H250V235L248 234ZM251 233H253V237H254V239L252 240V242H251V236H252V234ZM48 234H50V235H48ZM53 235H54V233H52ZM81 234V233H80ZM80 234H78V240H77V237L75 238L77 241H76V243L77 242H79V235ZM134 234H136L138 237H139V239H140V241H138L139 239H136L137 238V236L136 235H134ZM142 234V235H141ZM166 235V236H169V235ZM215 234H216V236H215ZM233 234H235L236 235V237H234L233 236ZM259 234H260V240H262V243H263V245H262V243L259 241H256L257 243H259V244H257V246H258V251L259 250H261L259 253H258V251L256 252L255 250V238H256V240H258L257 238H259L258 236H259ZM35 235H36V237H35ZM47 235H48V237H47ZM61 235H63V233H61ZM107 235H106V237H107ZM112 235H113V237L114 238H112ZM119 235H121V236H119ZM141 237H140V236ZM183 235H184V237H183ZM257 235V236H256ZM30 236V238H32V239H28V237ZM38 236H41L42 237V242H40L41 241V237H38ZM54 236H56L57 238L58 237H60L59 235L57 236V232H56V235H54ZM71 236V237H70ZM133 236V237H132ZM134 236H136V237H134ZM150 236V237H149ZM201 236H202V238H201ZM209 237V239L208 238H206V237ZM245 236V237H244ZM39 238V239H36V238ZM64 238H65V236H63ZM67 237H68V234H67ZM86 237H89L90 239H86ZM94 237V236H93ZM151 237L153 238L154 237V239H153V242H152V239H151ZM199 237L201 238V240L199 239ZM214 237V238H213ZM248 237V238H247ZM252 237V238H253ZM142 238V239H141ZM169 238V237H168ZM177 238V239H176ZM182 238V239H181ZM184 238V239H183ZM188 238L192 241V242H189L190 240H188ZM95 239H96V241H95ZM108 240H110L109 238H107ZM120 239V240H119ZM155 239H156V243H155ZM208 239V240H207ZM229 239H231L232 240V243H234V245H232L231 243H230V241H229ZM32 240V241H31ZM39 240V241H38ZM44 240H46L45 242H44ZM66 240V239H65ZM86 240H87V242H86ZM118 240H119V242H121L122 241V243L123 244H121V243H119L118 242ZM145 242H144V241ZM146 240H147V243H146ZM174 240V241H173ZM179 242H177V241ZM181 240V241H180ZM221 240H222V242H221ZM224 240H225V242H224ZM247 240H248V242H247ZM29 241H30V243H29ZM93 241H91V243H94ZM117 241V242H116ZM166 241V242H165ZM171 241H173V242H171ZM175 241H176V243H175ZM183 241H184V244H183ZM203 241V242H202ZM208 241V242H207ZM240 241V242H239ZM254 241V242H253ZM35 242H37V244H35ZM47 242V245H48V247H49V249H46V252L47 253H45V252H42L43 250L45 251V248L44 247H42L41 245L43 244H45ZM65 242V243H64ZM70 242V243H71ZM127 244H132V246L130 245V249H129V245H127ZM168 242V243H167ZM171 242V244H169ZM193 242H194V245H193ZM200 242V243H199ZM244 242V243H243ZM252 243L251 244V246H252V250H251V247H250V245H247L248 243ZM18 243V244H17ZM39 243V244H38ZM40 243H42V244H40ZM64 243V244H63ZM67 243V244H66ZM80 243V242H79ZM81 243H80V245H81ZM101 243V248L99 249V247H100V244ZM119 243V244H118ZM155 245H154V244ZM165 243H166V245H165ZM173 243H175L174 245H176V247H171V245H173ZM181 243V245H179ZM202 243V244H201ZM247 243V244H246ZM255 243V244H254ZM66 244V245H65ZM72 244V243H71ZM75 242H73V245L72 246H74V249L76 250L77 248L75 247ZM114 244V245H113ZM118 244V245H117ZM121 244V245H120ZM140 244H141V246H140ZM143 244V245H142ZM200 244L201 245H203L202 246V250H200L201 248H200ZM36 245H37V247H36ZM39 245V246H38ZM47 245H44L46 248H48L47 247ZM98 245V246H97ZM128 246L127 248L128 249H126V247L125 246ZM135 245H138V247L136 248L135 247ZM147 245V246H146ZM183 245V248L181 247ZM240 245V246H239ZM254 245V246H253ZM259 245H260V248H259ZM26 246V247H27ZM72 246H70V249H71V247ZM82 246V245H81ZM97 246V247H96ZM119 248H117V247ZM125 248L124 250H123V247ZM144 246V247H143ZM150 246V247H149ZM159 247L160 249H157L158 250V252H157V250L154 248V247ZM178 246H180V247H178ZM243 246H245L244 247V249L242 250V247ZM262 246V247H261ZM36 247V248H35ZM40 247H42L43 248V250H42V248H40ZM77 247H79V245H77ZM88 247V246H87ZM87 247H86V249L84 248V251L85 250H87ZM117 249H116V248ZM143 247V248H142ZM232 247H233V249H232ZM253 247H255V248H253ZM55 248V249H54ZM67 248V251H68V253L67 252H65L66 250L65 249ZM80 248V250H81V247H79ZM83 248V247H82ZM121 248V249H120ZM131 248H132V250H131ZM135 248V249H134ZM141 248V249H140ZM171 248L172 249H174L175 251H176V248L177 249H183V250H177V253L175 254V251L174 250H171ZM220 248H221V251L219 252V250H220ZM27 249V248H26ZM73 249V248H72ZM111 249V250H110ZM143 249H145V252L142 254V252H143ZM184 249H185V253H186V256H184L183 258H181V253H182V251H184ZM219 249V250H218ZM255 249V250H254ZM31 250V251H30ZM49 250H50V252H49ZM59 250V251H58ZM75 250H73L74 252H76V251H79V249H77L76 251ZM100 250V251H99ZM102 250V251H101ZM114 250H116V251H114ZM129 250V251H128ZM139 252L138 254H136L137 253V251ZM147 250H149L148 252H147ZM152 250H155L154 252L152 251ZM159 250H161V251H163V254H162V252L160 253V257H162L163 255H164V257H167L166 258V260H165V258H163L162 257V259H160L159 258V256L157 255V253L159 254ZM167 250H168V252H167ZM241 250H242V252H241ZM250 250V251H249ZM254 250V251H253ZM27 251V250H26ZM39 251H40V254H42V256H40L39 255ZM89 251V250H88ZM88 251H87V253H88ZM126 251V252H125ZM128 251V252H127ZM191 251H193V253L191 252ZM217 251H218V253H217ZM235 251V252H234ZM18 252V253H17ZM54 252H55V254H54ZM99 252H100V255H99ZM125 253V254H127L126 256H125V254H123V253ZM129 252H131V253H129ZM133 252V253H132ZM180 252V253H179ZM254 252H255V254H258V255H255L254 256ZM24 253H25V250H24ZM27 253H28V255H27ZM37 253V255H34V254H36ZM89 253H91V251H89ZM116 255H115V254ZM184 253V254H185ZM244 253V254H245ZM250 253H253V254H250ZM261 253V255H259ZM21 254H22V257H21ZM30 254V255H29ZM33 254V255H32ZM43 254H45V257L43 256ZM83 254H84V252H83ZM101 254H102V256H103V258H104V256L106 257L107 256V259L106 258H100L101 257ZM132 254V255H131ZM133 254L134 255H136L135 256V259L136 258H138L136 261L135 260H132V258L134 259V256H133ZM151 254H153L152 256H154V258L152 259V256H151ZM166 254V255H165ZM178 254V255H177ZM183 254V255H184ZM187 254H188V256H187ZM192 254H193V257H191L192 256ZM210 254V255H209ZM55 255V256H54ZM68 255V256H67ZM81 255H82V253L80 254V257H81ZM148 255H149V260H148ZM173 255H174V258H173ZM199 255V256H198ZM207 255H209L208 257H207ZM247 255H245L246 256V258H247ZM249 255L251 256L252 255V257L250 258L249 257ZM29 257V258H27L28 259V261L26 260V257ZM37 256H39L40 257V259H39V257H38V259H37ZM49 256V255H48ZM49 256V257H50ZM76 256V258L74 259V257ZM100 256V257H99ZM120 256V257H119ZM137 256H139V257H137ZM244 256V255H243ZM257 256H260V259H259V257H257ZM18 257H19V259H18ZM59 259H58V258ZM117 257V258H116ZM122 257V258H121ZM125 257H126V259H125ZM129 258V261H128V258ZM189 257V258H188ZM238 257V256H237ZM24 258V259H23ZM42 258V259H41ZM69 258H70V260H69ZM73 258V260H71ZM87 258H83V262H81V260H80V262L82 263V264H84V263H87V262H89V260L87 259ZM121 258V259H120ZM131 258V259H130ZM145 258V259H144ZM151 258V259H150ZM187 258V259H186ZM33 259V260H32ZM36 259V260H35ZM77 259V260H76ZM117 260V262H116V260ZM119 259V260H118ZM169 259V258H168ZM180 259V261L178 262V260ZM212 259V260H211ZM30 260V261H29ZM35 260V261H34ZM39 260V262L37 263V261ZM45 260V261H44ZM48 261V262H45L46 264H48L49 262L51 263V261ZM186 260L188 261V262H186ZM206 260H208L207 261V263H206ZM242 260V259H241ZM240 260V264H245V263H243L244 261H245V258H244V260L243 261H241ZM32 261V262H31ZM44 261V262H43ZM57 261H56V263L55 264H57ZM65 261V262H64ZM87 261V262H86ZM145 261V262H144ZM149 261H151V262H149ZM155 261L157 262V263H155ZM160 261V262H159ZM171 261H169L168 260V263L169 262H171ZM201 261H202V263H201ZM247 260H246V262H248ZM258 261V262H257ZM52 262V263H53ZM148 262V263H147ZM49 263V264H50ZM51 263V264H52ZM176 263V262H175ZM191 263V261L189 262V264ZM54 264V263H53ZM80 264V263H79ZM88 264V263H87ZM90 264V263H89ZM170 264V263H169ZM171 264H172V262H171ZM250 264V263H249ZM251 264H254V262L253 263H251ZM259 264H261V262H259Z\"/></svg>",
  "mask_w": 264,
  "mask_h": 264
}]
</instances>
